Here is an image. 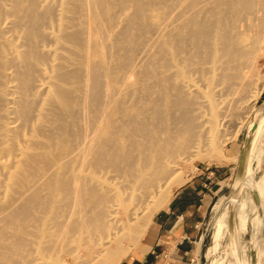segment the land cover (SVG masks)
I'll use <instances>...</instances> for the list:
<instances>
[{"label": "rangeland", "instance_id": "1", "mask_svg": "<svg viewBox=\"0 0 264 264\" xmlns=\"http://www.w3.org/2000/svg\"><path fill=\"white\" fill-rule=\"evenodd\" d=\"M4 1V2H3ZM19 1V5H17L16 4V2H17V0H15L14 1V4H13V7L12 6H9V5H12V3H10L9 2V0H1L0 1V5H3L4 7L2 8H0V24L2 25V24H5V23H7L6 25L7 26H10V27H7V29L5 30V33H3V35H4V37H6V38H8V39H10V43H12L11 45H16V44H19V45H16L15 47H17V46H20V47H17L16 49L17 50H19V51H21V52H25V50H28V52H29V54L28 55H32V54H38V52L40 51L41 52V54H40V56H45V55H47V54H49L50 56H45V58H41V60H40V62L38 63V62H35L33 65V67L38 71L39 70V73L37 72V71H35V72H33L35 69L32 67V65L30 66V65H28V63H26L27 61H28V59H25V60H23V57H21V56H18L17 57V55L19 54H17L16 55V58H15V55H13L14 56V58L15 59H13V56H11L10 54V56H7V57H9V60H10V62H9V64L7 65V68L5 69L6 71L5 72H7V73H5V74H1L0 73V84H5V85H2L1 87H3V86H5L6 88L4 89V90H6V91H4V90H2V92H0V94H2V97H1V95H0V102H2V100H3V98L4 97H6V98H10V99H8V101H6V102H2V103H0V104H5V105H3V106H5L6 108H4L2 105H0V107H3L4 108V110H1V109H3V108H0V111H3V113H4V116H6L7 117V119H5L6 117H4V116H2V115H0V118H2L1 119V121L3 120V118H4V122H9L10 124H11V122H12V124L10 125L11 127H12V125H13V127L12 128H10V126H9V128L10 129H14L13 131H12V135H8V137H7V139H8V142L11 144V146L12 147H14V149H13V151H11L8 155H10L11 154V156H12V158L11 157H8L7 156V154L4 156V157H2V160H8V161H10V162H12L14 159H17V158H19L20 156H19V151L17 150V149H20V148H22V147H17L18 145L19 146H23V148L22 149H26V148H31V150L32 151H35L36 152V154L38 153V154H46V153H48V154H46V156L48 155H51V156H47L50 160H51V163H49L48 165H46V166H44L43 165V163L40 161V160H38L37 161V163H34V164H31L32 162L31 161H29V159H28V157H25V159H24V156H22V160H24L25 161V163H26V165H25V169L27 170V169H29V172H28V170L26 171L25 169H24V171L25 172H23V174L22 175H20L19 176V178H21V179H18L17 180V182H16V184L14 183V182H10V183H8V182H0V201H2L3 202V200L4 201H6V202H1V204H0V207H2L3 206V204H5V205H7V206H9L8 204H6V203H8V201H7V199H10V198H13L15 195H19V194H17L18 192H17V190L18 191H20V187L22 186V188H25V184L27 183V182H29L28 184H26V188L25 189H22L21 190V192H20V195L21 196H18V197H20V198H22V199H19L21 202H26V203H22V204H18V203H20V201L19 200H17L18 198H13V200L14 201H16L17 200V205H14L13 204V202L11 201V200H9V202L12 204V205H14V206H12V207H14L15 209H11V206H9V207H6V206H4V207H2V208H0V220L2 219V217H3V212L4 213H6V214H4V215H7V217H8V220L9 219H14L17 223L15 224L14 222L15 221H13V223H14V225L12 224V229H8V227L7 226H9V224H6V222L7 221H4L7 217L5 216L4 218L5 219H3V220H1L0 221V240L1 241H4V240H8L7 241V243H6V241H4L6 244H4V242H0V244H2V245H0V246H3V247H0V248H2V249H0V251H3V250H5V251H3V252H7L8 250H13V252H15L16 251V254H19V255H13L12 254V252H7L6 254L5 253H1L0 252V255H4V256H6V257H3V260H4V262L2 261V262H0V263H2V264H4L5 263V261H6V263H8V264H11L12 262L14 263V264H16V262H18L19 264H21L20 262H21V260L24 262H22V264H32V262H35V263H33V264H94V263H97V262H99V261H104V260H106V261H104L105 263L104 264H109L110 262H111V264H120V261H121V259L123 258V257H125L126 255H128L129 253H132V252H135L138 248H140V247H143V245H144V241H145V236H146V232H147V229H148V226H149V224L151 223V220H152V217H153V215L165 204V202H166V200L168 199V197H169V195H170V193H171V191L174 189V188H176V186H178L180 183H182L183 181H185L191 174H193L195 171H197V170H200V169H212V168H214V167H218V169H219V174H218V176H217V178L219 179V183H220V185H221V190L217 193V195H215L213 198H212V201H211V203H210V205H209V208H208V210H207V214H206V219H205V222H204V224H203V228H204V230H203V238H202V250H201V254H202V256H201V264H230L231 263V257H230V254H229V252H228V250H227V248H228V244L229 245H233L234 244V236H233V234H231V233H229L228 231H226V229L223 227V226H219V222H220V220L222 219V217H223V215H224V212H225V206H224V201H225V198L227 197L228 198V195H227V193H225V191L226 190H229L230 189V185H231V180H232V177H233V172L232 171H234V168H233V164H234V166H235V164H236V162H237V154H238V152H237V150H238V145H240V143H241V140H242V137H243V135H244V132H245V129H246V127H247V125L250 123V120H249V116H250V113H251V111L254 109V107L263 99V97H264V10H260V9H264V7L260 4V3H256L255 5H254V8L253 9H255V10H253V9H249L251 12H250V15H251V13H253L250 17H249V15L247 16V18H245V21H246V19H247V23L244 21V18L242 19V17L245 15V17H246V15L247 14H249L248 13V9H245L244 8V10H248V11H244V13H243V9L241 8V11L239 12L238 11V7H239V9H240V7H242L240 4V6L238 5V2H237V4H235V1L234 0H224V1H227V2H225V4L226 5H223L224 3L222 2V0L220 1V0H217V1H213V3L211 2V0H174V1H176V2H178V3H174L173 2V0H167V1H169V2H167V3H165V0H163V1H161V0H157L158 2H159V7L158 8H160V9H158V8H156L155 9V11H157L158 13V16L159 15H161V13H165V15L164 16H160V17H164L163 18V25H161L162 27H165L166 25H168V24H170V22L169 21H172L171 22V24H173V22H175V19L177 18V19H179V20H177L180 24H183L182 22V20L184 19V21H187V22H184L185 24L183 25V26H178L179 24L178 23H176L177 25H175V23H174V25H173V27L175 26V27H177V28H179L180 29V27L181 28H184V29H180V31L181 32H177V33H172V32H174V31H172L171 32V30L173 29H175V30H177L176 28H170V27H166V28H164V29H162V30H165V29H167V28H169V30L167 29V30H165V31H161V33H155V31H154V29H155V27H153V26H156V24L160 21V18L159 19H157V18H151V20H148V22H150V24H151V32H150V34H149V32H147L146 34L147 35H149V36H147L146 38H145V40H148V39H150V38H148V37H151L152 36V38L154 37L153 36V34L155 33V34H157V35H162L161 37V39H165L166 40V38L167 37H169L168 38V40H166V41H164L165 43L167 42V43H169L168 45H170V46H168L167 45V43H166V49L167 48H169V47H171V48H169V49H172V50H168V51H166V49H165V51H166V53L165 54H167V53H169V54H167V55H164L165 57L163 58L162 56H163V54L164 53H161L160 55H159V51H162L161 50V48L159 47L158 48V46H160V45H158L157 43H159V42H163V40L161 41H158L159 39L158 38H160V36H157L156 37V35H155V38H157V39H155V40H152V39H150V40H152V41H150V40H148L147 41V43H146V45H148V42H150L149 44L150 45H152V46H150V45H148V46H146L145 44H143L145 41H143V42H139V40H141V39H139V40H135V41H133V43L134 44H132L133 46L132 47H134L133 48V50H136L138 47H135V46H139L138 45V43H142L141 45H145V46H141L142 48L141 49H143V50H141V49H137L136 51H138V50H140V51H138L139 53H137L136 54V51H134L135 52V54L137 55V59H139V56L141 55L143 58H141L142 60H144V61H142L141 59H139L137 62L139 63V65L140 64H143L146 60V64H143V65H141L143 68H145L146 66H147V68L148 69H153L154 70V72H155V75H153V73H152V71L151 72H147L145 69L143 70V68L142 67H138V63H137V67L141 70H139V69H137V76H136V73H134L135 75H132L131 73L132 72H129L130 74H131V76H130V81H129V91L126 89V86L125 85H127V84H123L122 83V85L120 84V82L118 81L119 79H120V77H121V75H123V73H125V72H122L121 73V71H124V69H121V71H120V69H118L117 71H119V73L117 74L116 72V74H114V76H115V79H117L119 76V79H117V81H115V85H116V87L119 89V91H120V89H122V88H125V89H122L123 91H121V93H120V95H122V92H123V95L124 96H126V97H124V96H122L120 99H124V98H126L124 101L122 100V102H124L125 103V101L127 102L126 104H124V103H122V105H121V107H120V110H121V108L122 107H125L126 106V110L125 111H128V112H130L131 113V115H128V114H130V113H122V114H120L121 112H119V114L121 115V117H123L124 116V118H122V120L123 119H126V120H129L128 122H130V123H132L131 125H133L134 124V122H137L136 123V127H135V125H133L134 127H132V126H130V124L127 126L126 124H124L125 122L126 123H128L127 121H123L122 122V120L120 121H118L117 122V125H120L121 123H123V124H121L120 125V127L119 126H117L118 128H119V130H116V131H118V133L120 134V133H122V136H123V133H124V131H127V130H125V128L127 127H132V128H137V130L140 132V133H136V132H138V131H136V129H128V131H127V133L125 132V134H124V137H126V135H127V137L124 139V137L123 138H119V140L121 141V145L122 146H124V148L123 147H120V151H119V153L118 154H116V156H118L120 153V155L118 156V157H121V158H116V160H118L119 161V164H117L118 162H116L115 164L113 163L114 161H116L115 159H114V157L113 156H111V155H108L107 156V160L105 159V160H103V161H101L100 163H97V165L98 166H95L96 164H95V158H94V146H96L95 144H96V141L95 140H92V137H93V133H91V131H93V130H91L92 129V127H94L93 129L94 130H96L95 128L99 125V122H100V118H99V110L103 107V105H105L106 103H105V97H101L100 99H99V101H98V103H100V104H98V105H96L94 102H93V104H95V105H93L92 107H95V109L97 108V110H94V108H90L88 111H89V113H87L86 114V111L87 110H85V112H84V115H86L85 117H76V116H79L80 114H82V110L80 109V108H82V105H81V103H80V98L83 96L84 97V95L86 94V89H84L86 86V76L88 75L87 73L89 72L88 70H89V68H88V66H86L85 64L84 65H81L80 67H81V69L83 70V73H85L84 75H86V76H84L83 75V82H84V85H82L81 84V82L79 83V84H75L74 83V85L76 86V85H79V86H82V88L81 87H77L78 89H80V90H78V91H76L75 92V96L76 97H79L78 99L79 100H77V98L75 97V100H73L72 102V106L76 109L77 107L76 106H79L77 109H76V113H78L77 111H79V112H81V113H78L79 115H77L76 113H75V110H74V108L72 107L71 109H72V111L71 112H73V113H66L67 114V118H66V114L65 113H62V112H60V111H58V109L59 108H57V106H55V105H57V104H55L52 100L50 101V99H48L49 98V96L47 95V94H49L50 95V92H49V90L50 89H48L49 88V84H47V82L48 81H46V82H44L45 80H47L45 77H44V75H43V73L45 72L44 70H47L48 68H49V65L50 64H56V62H54V61H57V63L58 64H60V66H57V68L55 67V70L56 69H61L60 67H61V64H62V66L65 64V61H68V62H66V67L64 66V67H62L65 71H62L63 69H61V71L62 72H66L67 70H71V68L73 69H75L76 67H77V65L76 64H73L71 61V63H72V65H68V64H70L69 63V60H67V59H64V57L63 58H56V59H59V62H61L60 60H62L63 59V62H61V63H59L58 62V60H56V59H54L55 57L54 56H51V54L50 53H48V52H50V51H52V50H54V48H55V46H54V43L53 42H48V41H45V39H47V36L45 35V38L44 37H41L42 36V34H47V32H49V31H51V25L50 24H53V22H54V19H56V17H57V14L58 13H60V11H61V9L59 8V6H58V4L55 2V1H53V0H38L37 2H39V3H37V2H34V3H37V4H34L33 6H35V7H33V8H36L35 10L33 9V8H29V6L28 5H30L29 4V0H18ZM34 1H36V0H34ZM41 1H43V4H41L42 2ZM52 1V2H51ZM121 2L122 0H114L113 2L114 3H112L113 5H119V4H117L118 2ZM136 1V0H135ZM134 1V2H135ZM140 1H143L144 2V0H140ZM145 1H148V0H145ZM237 1V0H236ZM27 2H28V4H27ZM45 2V3H44ZM116 2V3H115ZM119 2V3H120ZM126 2V1H122V4L123 5H125L127 2V4L126 5H130L131 6V4L133 3L132 2V0L130 1H128L127 0V2L124 4V3ZM164 2V3H163ZM205 2V3H204ZM214 2H217V3H214ZM223 4H222V3ZM230 2H232V5H234V6H232V5H229L230 4ZM51 6V5H54L55 6V8H54V6H52V7H50V6H48V4ZM145 3V2H144ZM192 3V4H191ZM200 3H201V6H200ZM228 3V4H227ZM234 3V4H233ZM7 4H9V5H7ZM39 4V6H41V7H38V6H36V5H38ZM122 4H120L121 6H122ZM167 4V5H166ZM190 5V9H189V5ZM204 4V5H203ZM220 4H222L221 6H220ZM46 5H47V7H46ZM57 5V6H56ZM164 5H166V6H164ZM183 5V7H181ZM188 5V8H186V7H184V6H187ZM195 5V6H194ZM198 5V6H197ZM17 6H19V7H17ZM25 6V7H24ZM121 6H119L120 8H121ZM175 6H177V7H175ZM180 6V7H179ZM17 7V8H16ZM111 7H112V9H111ZM164 8V12H162L161 10ZM166 7V8H165ZM202 8V9H199V8ZM212 7V8H211ZM231 7L233 8V9H231ZM263 7V8H262ZM27 8V9H26ZM37 8H39V9H37ZM45 8H47V10L45 9ZM55 9V11L56 12H51V9ZM107 8H110L109 10H108V14H110L112 11H114V9L116 10V9H118V7L117 6H112V5H109V7H107ZM146 8H148V6L146 5ZM198 8V9H197ZM206 8H207V10H206ZM215 8H218V9H215ZM16 11H15V10ZM30 9H32V10H30ZM42 9V10H41ZM182 9H184V10H182ZM187 9H189V10H187ZM210 9V10H209ZM224 9V10H223ZM19 10H21V11H19ZM23 10V11H22ZM40 10V11H39ZM50 10V11H49ZM161 11V13L159 12V11ZM167 10H169V12H173V14H175V15H173V14H170V13H168V15L170 14V15H172V16H168L166 13L168 12ZM186 10V11H185ZM196 10V11H195ZM206 10V11H205ZM217 10H221L220 12H222L223 13V15L225 14L226 15V12L224 13V11H227V16H226V18H228V19H224V17H225V15L223 16L221 13L219 14L218 12H217ZM232 10V12L230 13V11ZM237 10V12H239V14L238 13H234V11H236ZM253 10V11H252ZM25 11V13H23ZM26 11H28V12H26ZM33 11H35V12H37L38 14H42V13H44L45 11H49L50 13H52V14H54V15H50V13L48 12H46L49 16H50V18L49 19H47V17H49L48 15H46V14H42V15H44V21H46V23H44L43 24V26L41 27V28H45L44 26H46V28H47V31L45 30L44 31V29H42V30H40V36H38V34H32L31 32H33L36 28H38L37 26H36V22H34V21H27V20H30V19H32V18H34V20L35 21H37V18H38V14L37 13H35V12H33ZM40 13H39V12ZM59 11V12H58ZM63 12L64 11H66V13L64 12H62L63 13V15H65V16H67V15H71V16H74V15H77L79 18H84V15H83V13L81 14V15H83V16H81V15H79L80 13H81V11H79V13H78V11H76L75 13L76 14H74V13H72V12H70L69 10H68V12H67V10L66 9H64V10H62ZM109 11H111L110 13H109ZM165 11H167V12H165ZM191 11H192V13H191ZM193 11H195L194 13H193ZM206 13H205V12ZM263 11V12H262ZM3 12H5V13H3ZM22 12V13H21ZM150 12V11H149ZM203 12V13H202ZM208 12H212V14L213 15H209V13ZM3 13V14H2ZM10 13H11V15H10ZM18 13H20V14H18ZM31 13H33V14H31ZM70 13V14H69ZM114 13H116L117 14V12H113L112 14H110V15H108V16H110L109 18L110 19H114ZM156 13V12H155ZM160 13V14H159ZM216 13H218V14H216ZM228 13H230L229 15H228ZM241 13H243V15L241 14ZM24 15V14H26L25 16H22V15ZM35 15V16H28V15ZM56 14V15H55ZM178 14V16H176ZM197 16H196V15ZM200 14H202V15H200ZM215 14H216V16H215ZM238 14V15H237ZM17 15V16H16ZM20 15V16H19ZM46 15V16H45ZM113 15V16H112ZM196 16V18H198V19H195V17H193V16ZM211 16L212 17V20H216L217 22H220L221 21V19L223 20V23H221V24H215V27L217 26L218 27V29H216L215 31H219L218 32V34H220V33H222V31H224V33H227L228 35H230L231 37H229L230 39H232V40H234V41H231L230 40V45H231V47H232V49L235 51L233 54H235V55H227L226 54V51H225V49H221V47L222 46H220V48L217 46L216 47V49H214L215 47L213 46L214 44V42L211 40V43L213 44V45H210L211 46V48H210V46H208L209 44H210V42L209 43H207V44H205V46L207 45L209 48H210V50L209 49H207V50H204V47L205 46H203L204 44H201L200 46H201V48H199V45L198 44H196L195 42V40H190L191 38L190 37H192L191 36V32H192V30L193 29H195L196 27H197V23H199V22H202V20H204L203 18H205V20H207V18H209V17H207V16ZM221 16V19H219L220 18V16ZM242 15V16H241ZM27 16V17H26ZM53 16V17H52ZM55 16V17H54ZM176 17V18H174V20H171L173 17ZM185 16V17H184ZM200 16V17H199ZM215 17V19H214V17ZM223 16V17H222ZM230 16V17H229ZM236 16H239V17H237L236 18V20L234 19ZM17 19H16V18ZM24 17V18H23ZM32 17V18H31ZM37 17V18H36ZM70 17V16H69ZM166 17H167V19H166ZM170 19H169V18ZM201 17H203V18H201ZM207 17V18H206ZM218 17V18H217ZM234 17V18H233ZM252 17V18H251ZM8 18V19H7ZM13 18V19H12ZM19 18V19H18ZM21 18H23V19H25L26 18V20L25 21H27L26 22V24H25V21L23 22V20H20ZM29 18V19H28ZM71 19H74V18H77V17H70ZM79 18H77L76 20H80ZM17 20V21H14V20ZM66 19H69V18H65L64 20L65 21H68V22H64V24H66V26H67V24L69 23V22H75V23H77V24H70L69 23V27H70V25H73L74 27H80L81 26V23H79L80 25H78V22H82L83 23V19H81L80 21H74V20H66ZM152 19H154V20H152ZM164 19H166V20H168V21H166V20H164ZM182 19V20H181ZM194 19H195V21H194ZM199 19H202V20H200L199 21ZM210 19V18H209ZM232 19V20H231ZM9 22H8V21ZM33 20V19H32ZM83 20V21H82ZM204 20V21H205ZM230 20V21H229ZM14 21V22H13ZM21 21H22V23H21ZM48 21H50V22H48ZM176 21V22H177ZM198 21V22H197ZM232 21V22H231ZM238 21H240V22H238ZM241 21H243L244 22V24H243V22H241ZM248 21H250L249 23H248ZM2 22H5V23H2ZM17 22V23H16ZM34 22V23H33ZM165 22H167V23H165ZM196 22V23H195ZM216 22V23H217ZM224 22H225V26L223 27V28H221V26H223L224 25ZM236 22L238 23V25L236 24ZM11 23V24H10ZM16 23V24H15ZM21 23V25H17V24H20ZM31 23H33V24H31ZM122 23V22H121ZM121 23H119L117 26H116V28H115V32L118 30V29H120V26L122 27L123 25H121ZM155 23V24H154ZM13 24H15L16 26H14ZM46 24H49V25H46ZM123 24V23H122ZM170 24V26H172ZM188 24H190V25H188ZM227 24V25H226ZM241 24H242V26H241ZM11 25H13V26H11ZM29 25V26H28ZM153 25V26H152ZM165 25V26H164ZM232 25V26H231ZM20 28H22V29H20ZM25 26H27L28 28H30V31H29V33L31 34H29V33H27L28 34V36L26 35V32L24 31V30H29L27 27L25 28ZM30 26H32V28L34 29H31V27ZM51 26V27H50ZM184 26H187V27H189V30H188V32L186 31L187 30V28L186 27H184ZM229 28H228V27ZM241 26V27H240ZM219 27H220V29H219ZM233 27H236L235 29H233ZM239 27H240V30H241V28H242V30L240 31L241 32V35H239L240 34V32L238 31L239 30ZM17 28V29H16ZM45 28V29H46ZM68 28V27H67ZM154 28V29H153ZM186 28V29H185ZM224 28H226V29H230V30H228V31H226L225 32V30H223ZM238 28V30H236ZM243 28H245V29H243ZM40 29V28H39ZM70 29L71 30H74L75 28H72V27H70ZM70 29H67L66 31H68V32H70L69 30ZM11 30H12V32H11ZM15 30H17V32L15 31ZM18 30H19V33L20 34H18ZM121 30V29H120ZM182 30H184V32L185 33H183V31ZM220 30H222V31H220ZM236 30V31H235ZM9 31V32H8ZM42 31V32H41ZM170 31V33L171 34H169L168 32ZM152 32H154L153 34H152ZM232 33V34H229V33ZM165 33H167V37L164 35ZM179 33V34H178ZM237 33V34H236ZM9 34V35H8ZM12 34H14V35H12ZM21 34H22V36H21ZM152 34V35H151ZM176 34H178V35H180V36H182V37H184L183 39L182 38H180V36H176ZM182 34V35H181ZM216 34H217V32H216ZM24 35V36H23ZM25 35L27 36V39H25L24 37H25ZM169 35H173L172 37H179V38H175L176 40V42H173L174 40L172 39V37L171 36H169ZM190 35V36H189ZM14 36V37H13ZM20 36V38L19 39H17L18 37ZM187 36H189V37H187ZM171 37V38H170ZM235 37V38H234ZM237 37V38H236ZM238 37H240V38H238ZM43 38V39H42ZM49 38V37H48ZM188 38V40H190V41H192V42H189L188 43V41L186 42V39ZM190 38V39H189ZM20 39H21V42H22V44H24L23 46H21L20 45ZM138 39V38H137ZM169 39H171L172 40V44H170V42H171V40H170V42H168L169 41ZM180 40V41H182L183 40V42H184V40H185V42L187 43H182V44H179L178 43V40ZM25 40H26V42L27 41H32L33 40V43H29V42H27V43H25ZM43 40V41H42ZM47 40H51V39H47ZM157 40V41H156ZM12 41V42H11ZM15 41V42H14ZM142 41V40H141ZM153 41H155L154 43H152ZM45 42H48V43H45ZM137 42V43H136ZM233 42L236 44V46H234L235 44H233ZM29 43V44H28ZM53 43V44H52ZM175 43V44H174ZM181 43V42H180ZM191 43H194V45H192ZM32 44V45H31ZM37 44H38V46H37ZM44 44V45H43ZM156 45V46H154V45ZM29 45H31V46H29ZM34 45H35V47L36 48H38L39 46V48H38V51L37 50H35L36 48L34 47ZM175 45H177L178 47H180V46H184L185 48H183L182 49V47L181 48H177V50H176V47H175ZM172 46L174 47V50L175 51H173V48H172ZM26 47H28V49L26 48ZM145 49H144V48ZM151 48V49H153V51H154V49H156V51H154V52H151V50L149 49V48ZM154 47V48H153ZM192 47H194V48H192ZM237 47V48H236ZM32 48V49H31ZM206 48V47H205ZM214 49V53H213V49ZM31 49V50H30ZM147 49H149L148 50V53H151V54H149V56L150 57H152V59L151 60H153V58L155 59V61H160L158 64H156V65H154V62L152 63L151 61V63H148V60H149V56H147L148 55V53H145L146 52V50ZM212 49V50H211ZM217 49H221V51L222 50H224L222 53H225V54H221V51H218ZM236 49H238V50H236ZM32 50H34V51H32ZM158 50V51H157ZM191 50V51H190ZM196 50V51H195ZM209 50V51H208ZM18 51V52H19ZM36 51V53H33V52H35ZM65 51V50H64ZM64 51H62V53H64V54H66ZM144 53H143V52ZM164 51V50H163ZM162 51V52H163ZM186 51V52H185ZM204 51H206V53L207 52H209L210 54L209 55H207L206 53H205V55H203V54H201V53H203ZM219 53H218V52ZM39 52V53H40ZM44 52H46L47 54H45V55H43L44 54ZM155 52H157V53H155ZM159 52V53H158ZM172 52H178L176 55H181V56H185V58H186V56L187 57H189V58H191L192 59V57L194 58L193 60H191V59H189V62H190V60L191 61H194V63L193 62H190V63H192V65L190 64L189 65V63H188V65H185V66H183L184 65V63H186L187 64V62H188V58L187 59H185V60H181V62H183V61H185V62H183V64H182V71L185 73V71H187V73L185 74V75H187L189 72V74L187 75V76H185V78H184V73L182 72V73H180V74H177L178 72H180V70H178V68L176 69V65H174L175 64V61H176V59L174 60L173 58L174 57H177V56H175V55H173V57H171L172 56ZM181 52H185V54L186 53H189V54H182ZM239 52V53H238ZM27 53V52H26ZM43 53V54H42ZM141 53V54H140ZM147 54V55H143V54ZM195 53V54H194ZM140 54V55H139ZM191 54V55H190ZM212 54H214V55H212ZM221 54V55H220ZM139 55V56H138ZM156 55H158V56H156ZM169 55V56H168ZM199 55V56H198ZM3 56V55H2ZM195 56V57H194ZM206 56V58H204ZM210 56H212V57H218L217 58V60H213V59H216V58H213L212 59V57L210 58ZM19 57H21V58H19ZM29 58L31 57V56H28ZM148 57V59H146V58ZM166 57H168V58H166ZM49 58V59H48ZM160 59V60H158V59ZM165 58L167 59V61L165 60ZM173 60V62H171V59ZM180 56H178V60L177 61H180ZM182 59H184L183 57H181ZM201 59V60H198V59ZM1 60L3 59V58H0ZM47 63L48 62V64H46L43 60ZM47 59V60H46ZM204 59V60H203ZM214 61H212V60ZM16 60V62L17 63H20L21 62V64H26V66L25 65H21V66H19L20 64H17L16 62H14ZM18 60H23V61H18ZM75 60H77V59H74L73 61H75ZM163 60H165V61H163ZM169 60V61H168ZM197 60V61H196ZM25 61V62H24ZM139 61H141V62H139ZM162 61V62H161ZM195 61L197 62V64H198V66H197V64H195ZM198 61H200L199 63H201V64H199L198 63ZM212 61V62H211ZM1 62V61H0ZM76 62V61H75ZM143 62V63H142ZM173 63V65L172 64H170V65H172V67H175V70L174 69H169L170 68V66H167V69H165V70H167V72H164V74H160L159 73V70H161L160 72L162 73V70H164L163 69V67L164 68H166L165 67V65L166 64H164V63ZM205 62H207L206 64H204ZM211 62V64H208V63H210ZM10 63H11V67H8L9 65H10ZM177 64H178V62H176ZM148 64H153V65H148ZM162 64H164V65H162ZM12 65H14V66H12ZM28 65V66H27ZM144 65H146V66H144ZM160 66V67H158V66ZM169 65V64H168ZM181 65V64H180ZM197 66V67H191V66ZM201 65H203V66H201ZM16 66H18L19 67V69H15V68H17ZM24 66V67H23ZM29 66H30V68H29ZM44 66V67H43ZM47 66V67H46ZM152 66V67H151ZM161 66H163V67H161ZM205 66H207V67H205ZM209 66H211V67H209ZM23 67V68H22ZM26 67V68H25ZM70 67V68H69ZM155 67V68H154ZM177 67H179V66H177ZM185 67V68H184ZM202 69L203 68V70L204 71H202L201 72V70L199 69ZM209 67V68H208ZM9 68V69H8ZM25 68V69H24ZM30 69V70H27V69ZM38 68V69H37ZM41 70H40V69ZM44 68H47V69H44ZM146 68V69H147ZM157 68H159V70L157 69ZM162 68V69H161ZM183 68L184 69H186V70H183ZM199 70H198V69ZM208 69V70H211V71H209V72H206V71H208V70H205V69ZM20 69H22V70H27V71H25V72H21V70ZM32 69H33V71H32ZM180 69H181V66H180ZM193 69V70H192ZM195 69V70H194ZM9 70V71H8ZM16 70H18V71H20L22 74H20V72H18V73H16L17 71ZM127 70V69H126ZM158 70V71H157ZM164 70V71H165ZM168 70H171V71H169L168 72ZM176 71L175 73L174 72H172V71ZM196 70H198V71H196ZM48 71V70H47ZM86 71V72H85ZM145 71V72H144ZM149 71V70H148ZM1 72V71H0ZM29 72H33V74H34V77L33 78H31L32 77V75L31 74H27V73H29ZM59 72H60V70H59ZM173 73V75L172 76H170V74H172ZM199 72V73H198ZM23 73H26L27 75H23ZM38 73V74H37ZM41 73V76H39V74ZM143 73H146L145 74V76L143 75ZM147 73L149 74L148 76H146L147 75ZM167 73V74H166ZM12 74V75H11ZM18 75L19 77H21L22 75L24 76L23 77V80H24V78H25V81H23L22 80V82H25V83H23L22 84V86L24 87V89H22L21 87H19V85H18V80L15 78V77H17L16 75ZM161 76H160V75ZM182 74V76H180V77H178V75H181ZM193 74V75H192ZM2 75H4V76H2ZM35 75H36V77H35ZM116 75L118 76L117 78H116ZM169 75V76H168ZM176 75V77L174 78V76ZM26 76V77H25ZM134 76H136V78L134 77ZM152 76V77H151ZM163 76L164 77H167L166 78V81H159L160 80V78L162 79V80H164V78H163ZM2 77V78H1ZM3 77H5V78H3ZM11 77H13V78H11ZM43 77V78H42ZM151 77V78H150ZM154 77H159L158 79H154ZM169 77H171V78H173V80H169V79H171V78H169ZM187 77H190V78H188L187 79ZM18 78V77H17ZM34 78H36L37 79V81H36V79L34 80ZM132 78H134L136 81H134ZM153 78V79H152ZM5 79V81L3 82V80ZM21 79H22V77H21ZM26 79H31V80H34L33 81V83H32V81H29V80H26ZM150 80V82L148 81V80ZM175 79V80H174ZM182 81H181V80ZM80 80V81H81ZM155 80V81H154ZM178 80V81H177ZM27 81H29V82H27ZM138 81V82H137ZM144 81H146V82H144ZM155 83H154V82ZM169 81H172V82H174L173 84H172V82H169ZM176 81V82H175ZM181 81V82H180ZM2 82V83H1ZM31 83V84H29V85H32V87L34 86L35 88L34 89H30V88H27V87H29V85L27 84V83ZM34 82H35V84H34ZM44 83V84H42V83ZM116 82H117V84H116ZM119 82V83H118ZM160 82H162L163 83V85H161V83ZM179 82V83H178ZM183 82V83H182ZM186 82V83H185ZM39 83V84H38ZM46 83V84H45ZM145 83H147V86H152L151 84L152 83H154L155 84V86H152L153 88H149V89H147V86H146V84ZM149 83V84H148ZM190 83V84H189ZM39 85V87L38 86H35V85ZM81 84V85H80ZM141 85V87L140 86H136L137 87V89H136V87H132V86H134V85ZM164 84H165V86H164ZM167 84H169V85H167ZM179 84H181V85H183V86H178ZM25 85V86H24ZM45 85H47V86H45ZM119 85V86H118ZM132 85V86H131ZM171 85H174V86H171ZM190 85V86H189ZM10 86H12V87H10ZM14 86V87H13ZM17 86H18V88H17ZM85 86V87H84ZM131 86V87H130ZM149 86V87H150ZM163 86V88H161L160 89V87H162ZM167 86V87H166ZM186 86V87H185ZM119 87H121V88H119ZM190 87V88H189ZM4 88V87H3ZM47 88V89H46ZM167 88V89H166ZM172 89V91H173V93H172V91L170 90V89ZM189 88V89H188ZM1 89L2 88H0V91H1ZM26 89H30V91H28V92H26L27 90ZM40 89V90H39ZM43 89H45L44 91H43ZM82 89H84V90H82ZM140 89H142V90H140ZM152 89H156V90H152ZM187 89V91H185V90ZM19 90H21L20 92H19ZM125 90V91H124ZM133 90H136L135 91V93L133 92ZM160 90H162L163 92H166L165 94H163ZM165 90V91H164ZM170 90V91H169ZM175 90H176V92H175ZM38 91V92H37ZM130 91L131 92H133L132 94H129L130 93ZM142 91V92H141ZM153 91H156L155 93H157V94H155ZM182 93H181V92ZM19 92V93H18ZM21 92H23V93H26V94H24V95H22V94H20ZM29 92L32 94H30V96L29 95H27V94H29ZM43 92V93H42ZM80 92V93H79ZM138 92V93H137ZM144 92H145V94H144ZM149 93V95H147L148 93ZM160 94H159V93ZM169 94H168V93ZM180 92V93H179ZM40 93L42 94V95H40ZM81 93L83 94V95H81ZM144 95H146V96H148V97H146V96H143V94ZM162 93V94H161ZM171 93V94H170ZM186 93V94H185ZM8 96H7V95ZM18 94V95H17ZM33 94H35V95H33ZM77 94H80V95H77ZM128 94L129 95H132V99H133V101L134 100H136L137 101V104H136V101H134L133 103H131V98H129V99H127V96H128ZM152 94H155V96L154 95H152ZM179 94V95H178ZM11 95V96H10ZM21 97H20V96ZM134 95H137L136 97L134 96ZM140 95V96H139ZM161 95H166L165 97L164 96H161ZM175 95H177L178 97H176ZM183 95V97L184 98H182V97H179V96H182ZM12 96H14V97H12ZM48 96V97H47ZM51 96V95H50ZM150 96H152L151 98H149ZM159 96V97H158ZM186 96V97H185ZM193 96H195V97H193ZM16 97V98H15ZM83 97L81 98V99H83ZM118 97H120V96H118ZM133 97H135V98H133ZM143 97H145V99L148 101V102H150V103H148L146 100H144V99H142ZM160 97H164V98H160ZM168 97V98H167ZM170 97V98H169ZM172 97V98H171ZM21 98H24V99H26V98H28V100L31 98H33V100L35 101H33V100H31V102L32 103H27V102H29V101H25L24 99H21ZM36 98V99H35ZM51 99H52V97H50ZM105 98V99H104ZM157 98V99H156ZM173 98H174V100H173ZM179 98H181L180 100H179ZM192 98V99H191ZM46 99L48 100V102L46 101ZM151 99V100H150ZM156 99V100H155ZM177 99V100H176ZM185 101H184V100ZM187 99V100H186ZM191 99V100H190ZM19 100H21V101H19ZM22 100H24L25 102H22ZM27 100V99H26ZM39 100V101H38ZM169 100V101H168ZM4 101V100H3ZM11 101V102H10ZM38 101V102H37ZM43 101H45V102H43ZM79 101V102H78ZM102 101V102H101ZM138 101H140L141 103H139ZM146 101V103H144ZM157 101V104L155 103V102ZM160 101V102H159ZM161 101H162V103L163 104H161ZM165 101V102H164ZM188 101V102H187ZM21 102V103H20ZM46 103V105H44L43 103ZM52 102H53V104H55L54 106L56 107V109H48V110H46L47 108H49V106H51L50 108H54V106H52L53 104H52ZM178 102H179V104L180 105H178ZM185 102H186V105H185ZM191 102V103H190ZM9 103H11L10 105H9ZM14 103V104H13ZM18 103V104H17ZM20 103V104H19ZM22 103H24V104H22ZM34 103L36 104V103H38V105L37 106H35V107H32V106H34ZM129 103L131 104V105H129ZM148 103V105H146ZM155 103V104H154ZM159 103L161 104V106L159 105ZM164 103L165 104H167V105H164ZM168 103H170V104H168ZM182 103H183V105H182ZM16 104V105H15ZM25 104H28L29 105V107H31V109H36V110H31L30 108H27L28 107V105H25ZM75 104H80V105H75ZM102 104V105H101ZM128 104V105H127ZM134 104H136V105H134ZM138 104H140V105H143L141 108H140V105H138ZM176 104V105H175ZM9 105V106H8ZM23 106L25 109H26V111L28 112V117H27V119L26 120H24L17 112H15V110H17L18 109V107L19 106ZM32 105V106H31ZM101 105V106H100ZM125 105V106H124ZM139 106V108H137L138 109V111H139V113H140V115H136L135 113H138L137 112V109H136V107H138ZM144 105H146L145 107H144ZM159 105V106H158ZM178 105V106H177ZM133 106V108H134V106H136L135 107V109H133V108H131ZM155 106V107H154ZM185 107V108H187V109H183L182 107ZM9 107V108H8ZM44 107V108H43ZM100 107V108H99ZM147 107H149L150 109H146ZM158 107H160V108H158ZM167 109H166V108ZM170 109H169V108ZM43 108V109H42ZM99 108V109H98ZM145 108V109H144ZM157 108V109H156ZM163 108H164V110H163ZM181 108V110H179ZM15 109V110H14ZM123 109H125V108H122V110ZM128 109H130V110H136V111H130V110H128ZM148 110L147 111V114H144V113H146L145 111H143V110ZM13 110V111H12ZM41 110H44V111H41ZM51 110H53V111H51ZM54 110H56V111H54ZM142 112H141V111ZM161 110V111H160ZM182 110H187L188 112H185V111H182ZM41 111V112H40ZM48 111V113H45V112H47ZM50 111V112H49ZM87 111V112H88ZM91 111V112H90ZM52 112H58L57 114H53ZM92 112H94V113H92ZM133 112H135V113H133ZM158 112H162L163 113V122H162V124H160V122H159V120H158V118H157V113ZM2 112H0V114H3ZM16 113V114H15ZM39 113L40 114H42V113H44V114H42L41 115V117H39L40 115H39ZM60 113H61V115H60ZM141 113H143V114H141ZM166 113H168V115L171 117V115H175V116H173L174 118H176V116H183V117H186L187 119H189L192 123H193V128H192V130H191V132H189V131H185V130H187V129H182V127L184 128H186V126H185V120H184V118L182 119V117H178V118H181L180 120H184V122H181V121H175L176 119H172V118H169L168 117V115L165 114ZM170 113V114H169ZM188 113H189V115H188ZM8 114V115H7ZM10 114H12V115H10ZM45 114H47V115H45ZM72 114V115H71ZM74 114H76V116L74 115ZM118 114V115H119ZM132 114H134V115H136V118H135V116L134 115H132ZM187 114V115H186ZM214 114V115H213ZM216 114V115H215ZM17 115H19L18 117H15V116ZM50 115H51V117H50ZM62 115H65V117H64V119L65 120H63L62 121ZM87 115L89 116V117H87ZM92 115H94L95 117L93 118V116ZM142 115H145V117L146 116H148V117H146V119L147 118H149V117H154V118H151V119H155V121L157 120V126L155 125V121H153L152 120V122L150 121V120H148L147 119V121L148 122H146L145 120H143V119H145ZM152 115V116H151ZM185 115V116H184ZM197 116V117H194V116ZM11 116V117H10ZM75 116V117H74ZM128 117V118H126V117ZM129 116H130V118H129ZM213 116H215L216 118H214ZM9 117V118H8ZM42 117H46V119H49V120H46V119H40V118H42ZM48 117H50L51 118V121H50V118H48ZM54 117L56 118H60V117H62L61 118V121H60V119H55L54 121H53V119H54ZM98 117V118H97ZM138 117L140 118L141 117V119L143 120V122H146L148 125H149V123L150 124H154L153 126V128H155V130L152 128V125H151V128L152 129H149V131H151L150 133L151 134H149V135H146V134H143L142 133V130H140L139 129V127H138V121L137 120H132V119H138ZM143 117V118H142ZM223 117V118H222ZM11 118V119H10ZM14 118V119H13ZM69 118H72V120L74 119V118H76V119H74V120H76V121H72L71 119H69ZM95 118L97 119L96 121H95ZM40 119V120H39ZM66 119L68 120L66 123H61V122H65L66 121ZM87 119H90V120H94L93 122H97V123H93L92 121H89V122H87V124H86V122H85V120L86 121H88ZM150 119V118H149ZM165 119H166V121H165ZM198 119V120H197ZM211 119H214V120H211ZM218 119V120H217ZM6 120H8V121H6ZM9 120H11V121H9ZM21 120H24V122L22 121L21 122ZM44 120H46V121H48V122H50L49 123V125L51 126V127H49V125L47 124L48 122H46V121H44ZM70 120V121H69ZM131 120V121H130ZM138 120H140V119H138ZM141 120V121H142ZM177 120H179V119H177ZM217 120V121H216ZM41 121V122H40ZM42 121H44V122H42ZM55 121H57V122H60V125H55ZM72 121V122H71ZM80 121H81V123H84V125H86L87 127H89L88 129L89 130H85V129H87L85 126H81V125H83V124H80L79 125V123H80ZM109 120H104V125L106 124V126H108L107 124H109V122H108ZM3 122V123H4ZM69 122H71V124H69ZM73 122H75V123H73ZM76 122H77V124L78 125H74V124H76ZM140 122V121H139ZM0 123H2V122H0ZM9 123H5L7 126H8V124ZM22 123H24V124H22ZM47 124V126L49 127H44L43 126V124L44 125H46ZM54 123V124H53ZM90 125H89V124ZM91 123H93V124H95L94 126H92L93 124H91ZM119 123V124H118ZM182 123H183V125H182ZM215 123V124H214ZM17 124H19V125H21V126H24V127H22L21 128V132H20V134H21V137L19 138V136H20V134L19 135H17V130L18 131H20V127L19 126H17ZM57 124H59V123H57ZM73 124V125H72ZM197 124H199V125H197ZM200 124H201V126H200ZM213 124V125H212ZM216 124H218V127H217V125ZM35 125V126H34ZM40 125V126H39ZM52 125H55V126H52ZM62 125H64V126H62ZM70 125V126H69ZM122 125H126V127H123V129L121 128L122 127ZM182 125V126H181ZM204 125H206L205 127H203ZM216 125V126H215ZM38 126V127H37ZM67 126H69V127H71V126H74V127H71V128H69V127H67ZM76 126V127H75ZM81 126V127H80ZM90 126H92V127H90ZM172 126V127H171ZM213 126V127H212ZM16 127H18V128H16ZM35 127V128H34ZM44 127V128H43ZM53 127H55V128H53ZM65 127V128H64ZM77 127H79V128H77ZM170 127V128H169ZM213 128V135H216V137L218 138V141H217V143L214 145L213 143H212V141H209V140H211V136H209L210 138H208V131H209V128ZM16 128V129H15ZM30 129V130H28V129ZM45 128H48V129H45ZM54 129L55 131H52V130H50V131H52V132H50L49 131V129ZM71 130V132H73V133H75L76 135H78V134H80V133H82V132H76V130L77 131H81L82 129H84V130H82L83 132H85L86 133V137L85 136H82V134H80V137H79V135L78 136H74V135H72L73 133H71V134H66V133H69L70 132V130ZM91 128V129H90ZM117 128V129H118ZM126 128V129H127ZM160 128V129H159ZM167 128V129H166ZM178 128V129H177ZM180 128V129H179ZM211 128V129H212ZM219 128V129H218ZM68 129V130H67ZM75 129V130H74ZM169 129V130H168ZM200 129V130H199ZM216 129V130H215ZM28 130V131H27ZM45 130V131H44ZM48 130V131H47ZM131 130H134V131H130ZM154 130V131H153ZM177 131V130H180L181 132L180 133H176V132H174V131ZM193 130H196L197 132H195V131H193ZM155 131H157V133H159V135H160V137H159V135H157V133H156V137L155 138H153V136H154V132ZM165 131H166V133H165ZM0 132H3V131H1L0 130ZM47 132H50V134H48ZM87 132H88V134H87ZM94 133H95V131H93ZM128 132H130L132 135H136V134H141V135H144L143 136V140H146V138H147V141H144V144L146 145V146H143L144 144L143 143H141L142 142V137L139 135L138 137H136V136H133V138H131L132 137V135H129L130 133H128ZM132 132H135L136 134H134V133H132ZM177 132H179V131H177ZM14 133H16V134H14ZM28 133V134H27ZM38 133V134H37ZM47 133V134H46ZM55 133V134H54ZM117 133V132H116ZM117 133V135H116V137H118V134ZM167 133H168V136H166L167 135ZM189 133V134H188ZM193 133V134H192ZM205 133V134H204ZM44 134H46V135H49V137L51 138H48V137H46V135H44ZM57 134V135H56ZM153 134V135H152ZM161 134H163V135H165L167 138H169L170 136V141H169V139L168 140H166V138H163L164 136L163 135H161ZM176 134H179L180 135V138H179V136H176ZM28 135V136H27ZM50 135H52V136H50ZM58 135H60V136H58ZM67 135V136H66ZM186 135V136H185ZM31 136V137H30ZM36 137V138H42V139H35L34 137ZM40 136V137H39ZM45 136V137H44ZM58 137L57 139H56V137ZM65 137L64 139H66V140H68L69 141V143H67L68 141H66V140H64L63 141V139H60V140H62L63 142H66V144H64L63 145V149H61V148H57V147H55V146H57L58 145V139H59V137H61V138H63V137ZM72 137V138H70V139H68L69 137ZM129 136H131V137H129ZM160 138V139H158V137ZM188 136V137H187ZM195 136V137H194ZM10 137V138H9ZM55 137V139H53ZM66 137H68V138H66ZM74 137H76L75 139H77V140H75L74 139ZM77 137H79V138H77ZM140 137H141V139H140ZM11 138H13V140H15L16 141V143L15 142H13V141H11ZM35 140H34V139ZM132 139L133 141H131L130 139ZM137 138H139V139H137ZM156 139V140H153V139ZM191 138H193L194 139V141H193V139H191ZM17 139H19V141L17 140ZM28 139H30V141L28 140ZM53 139V141H51ZM125 141H124V140ZM186 139V140H185ZM24 142H23V141ZM45 140V141H44ZM91 140V141H90ZM123 140V141H122ZM141 140V141H140ZM152 141L151 143H147V142H149V141ZM164 140V141H166L165 142V144L167 143V145H171V148L172 147H174V148H172V149H175V147H176V149H178V147H177V143H179L178 144V146L181 144V146L184 148H182V151H181V154H180V156H176L175 154H169L170 152L169 151H173L171 148H170V146H163L164 145V141L162 142V141ZM184 140V141H183ZM198 140V141H197ZM257 140H259V143H257ZM257 140H256V142H255V148H254V150L252 151V153H251V157H250V160H251V167H254V180H256V181H258V183H259V185L260 186H262V185H264V142L263 143H260V140H261V138H260V136L259 137H257ZM86 141H88V143H90L91 145L93 144V147H91V145H90V148L91 149H89V151H90V153H87L88 151H86V149H87V147L85 148V153H87V154H84V153H82L80 150L81 149H83V148H78V145H76V144H79V147H83V145H89V144H87V142ZM129 141V142H128ZM134 141H136L135 142V144H133L132 142H134ZM161 141V142H160ZM13 142V143H12ZM20 144H19V143ZM21 142H22V144H21ZM52 142H53V144H54V147L56 148V149H54V148H52L53 146H49V143H51L50 145H52ZM79 142V143H78ZM86 143V144H83V143ZM125 144H124V143ZM138 142V143H137ZM157 142H159V144L157 143ZM183 142V143H182ZM211 142V143H210ZM131 143V144H130ZM136 143H137V145H138V147L136 148ZM154 143V144H153ZM191 143V144H190ZM193 143V144H192ZM256 143L258 144V145H256ZM14 144H16V147H15V145ZM67 144L69 145H71L72 147H68L67 148ZM128 144H130V145H135V149H131L132 147H130V145L128 146L129 147V149H131V150H127V146L126 145H128ZM160 144L163 146H160ZM14 145V146H13ZM26 145H28V146H32V147H26ZM45 145V146H44ZM48 145V146H47ZM66 145V146H65ZM74 145H76V146H74ZM190 145V146H189ZM214 145V146H213ZM40 146H42L43 147V149L44 150H42V147H40ZM49 148V149H46L47 147ZM59 146V145H58ZM154 146H156L157 148H164V147H168L169 149H171V150H169L168 151V148H167V151L169 152L168 154H167V156H165V155H160V158H158L157 156H159V154L160 153H158L157 151H153L154 149H155V147ZM189 146V147H188ZM192 146V147H191ZM44 147H46V148H44ZM74 147H76V149L75 150H77V149H80L79 151H78V153H81V154H75V155H73L74 156V158L72 157V156H70L71 155V153L70 152H72L73 153V151H74V153H77V151L75 152V150H74ZM107 147H109V145L107 146ZM141 147V148H140ZM143 147V148H142ZM69 148H71V149H69ZM134 148V147H133ZM147 148H149L148 150V153H150V150L153 152H151V154H148V155H151V156H149L148 157V155H146L145 153H147ZM16 149V150H15ZM58 149H60L59 151H57ZM69 149V150H68ZM73 149V150H72ZM180 149V148H179ZM255 149H257V151L255 152ZM48 150V151H47ZM52 150H54V152L52 151ZM64 150V151H63ZM67 150H68V152H67ZM93 150V151H92ZM124 150H126V151H124ZM185 150V151H184ZM26 151H28V152H30V150H26ZM63 151V152H62ZM91 151H92V153H91ZM176 151V150H175ZM187 151V152H186ZM55 153V154H53V153ZM59 152H62V154H63V156H62V154L60 153L59 154ZM64 152H66V153H64ZM183 152H185V153H183ZM236 152H237V154H236ZM15 155H14V154ZM73 153V154H74ZM131 154L130 156H134L133 158H134V161L133 162H130L129 160H127V159H129V157H125L124 156V154ZM143 153V154H142ZM177 153V152H176ZM33 154H35V153H33ZM65 154H67V156L69 155L70 156V158L72 159V160H70L69 161V158H66L67 156L65 155ZM84 154V155H83ZM92 156H91V155ZM140 156H139V155ZM236 154V155H235ZM54 155H56V157H54ZM82 155L85 157V158H89L90 160H92L93 158V161H90L89 162V160H85V158H83V160L81 161V160H79L80 159V157L82 158ZM143 155H146V158H144V156ZM153 155H155V156H153ZM256 155V156H255ZM66 156V157H65ZM87 156H90V157H87ZM123 156V157H122ZM127 156H129V155H127ZM165 156V157H164ZM254 156V157H253ZM57 157L59 158V157H61V158H59V161L61 162V160H62V158H64L63 160H62V162L61 163H59L58 165H57V162H59V161H57V162H55L56 160H57ZM138 157V158H137ZM154 157H155V159H154ZM169 157V158H168ZM253 157V158H252ZM52 158V159H51ZM75 158H77V159H75ZM131 158V157H130ZM140 158H141V161H138L139 162V164H137V160H140ZM144 160H143V159ZM150 158V159H149ZM164 158H166L168 161H171L172 160V162H166L165 161V159ZM170 158H172V159H170ZM28 159V160H27ZM65 159H68V160H65ZM74 159V160H73ZM119 159H121V160H119ZM136 159V160H135ZM161 161V159H162V161L164 162V163H162V161H161V163H160V161ZM27 160V161H26ZM64 160H65V162H68V163H65L64 162ZM78 162H77V161ZM85 160V161H84ZM123 160H124V162L125 163H127V164H129L130 165V167H131V169H129L130 171H124V170H126V169H128V168H125V167H129L128 165H124V162H123ZM145 160H149V161H145ZM155 160V161H154ZM84 161V162H83ZM136 161V162H135ZM152 161H154L155 163L158 161L159 163L156 165H153V163H152ZM77 162V163H76ZM80 162H83V163H86L87 162V164H83V163H80ZM109 162H110V165H109ZM141 162V163H140ZM146 162V164H143V163H145ZM70 163V165L72 166V169H73V171H72V169L70 168V166H68V164ZM134 163V164H133ZM147 163H149L148 165H147ZM167 163V164H166ZM40 164H42V165H40ZM61 164H62V166H61ZM73 164V165H72ZM94 164V165H93ZM112 164V165H111ZM123 164V165H122ZM141 164H143V165H145V166H143V165H141ZM161 164H166L167 166H168V168H169V171H168V174L167 173H165L164 175H165V177H167V178H163V179H161V178H159L160 176H159V172L158 173H156L154 170H158L159 168H160V166H161ZM27 165H30V166H27ZM50 165H51V168H50ZM65 165V166H64ZM75 165H76V167H75ZM79 165V166H78ZM102 165H103V167H102ZM114 165H117V166H114ZM137 165H139L140 166V169H141V172L140 171H132V170H138V169H136V168H138L139 166H137ZM27 166V167H26ZM60 166H61V168H60ZM66 166H68V167H66ZM89 166H91V167H89ZM95 166V167H94ZM100 166L102 167V169H105L104 171H107L108 169H109V171H111V172H104L101 168H100ZM120 166L122 167V169L120 168ZM135 167V168H133V167ZM143 166V167H142ZM147 166H149V167H147ZM157 166V167H156ZM73 167H75V168H73ZM93 167V168H92ZM97 167V168H96ZM105 167V168H104ZM150 167H152V168H150ZM155 167V168H154ZM60 168V169H59ZM99 168V169H98ZM112 168V169H111ZM149 168V169H148ZM158 168V169H157ZM65 169H67V171L65 170ZM84 169V170H83ZM87 169H89V172H91L92 170V174H94V176L95 177H97V178H95V180H94V178H91V176L92 175H89L88 174V170ZM96 169H98V170H100L99 172H101V173H98V171H94V170H96ZM107 169V170H106ZM111 169V170H110ZM153 169V170H152ZM10 170H13V166H12V164H11V166H10ZM41 170V171H40ZM44 170V173H42V171ZM83 170V171H82ZM143 170V171H142ZM147 170V172H145ZM172 170V171H171ZM173 170H174V172H173ZM32 171V173H34L33 175H30L31 172ZM36 173H35V172ZM40 171V172H39ZM54 171H56V172H54ZM65 171L67 172V174L66 175H68V176H70V182H52V183H50L53 179H62L63 177H62V175H65ZM149 171H154V172H152V174L151 173H149ZM73 172V173H72ZM85 172V173H84ZM97 172V173H96ZM123 172H125V173H123ZM145 172V173H144ZM24 173H26V174H24ZM41 173V175H39V174ZM58 173H60L59 175H56V174H58ZM104 173V175H102ZM121 173H123V174H121ZM143 173V174H142ZM147 173V174H146ZM169 173H171V174H169ZM43 174V175H42ZM121 174V175H120ZM145 174V175H144ZM153 174H155V175H153ZM65 175V176H66ZM25 176V177H24ZM34 176V177H33ZM38 176H44V177H46L45 179H44V177L43 178H38ZM93 176V177H94ZM101 176V177H100ZM118 178H117V177ZM140 176V177H139ZM75 177V178H74ZM130 177H132V178H130ZM149 177V178H148ZM74 178V179H73ZM89 178V179H88ZM114 178V179H113ZM135 178H137V179H135ZM146 178H148L147 180H146ZM157 178H159V181L157 180L156 181V179ZM4 179V176H2V175H0V181H2ZM24 179H26V181L24 180ZM28 179V180H27ZM37 179H39V180H37ZM44 179V181L46 182L47 180V182H49V183H45V184H53V183H55V185L56 186H58L59 188L57 189V187L56 186H54V187H50V186H48V185H45V186H47V187H45V186H43V182H41L40 180H43ZM47 179V180H46ZM76 180V181H73V180ZM99 179H101V180H99ZM127 179V180H126ZM130 179H132V180H130ZM142 179H145L143 182H142ZM24 180V182L25 183H22V181ZM92 180V181H91ZM96 180H98V181H96ZM103 180H105V181H103ZM126 182H125V181ZM151 180V181H150ZM154 180H155V182H154ZM87 181V182H86ZM130 181H134V182H132V184H131V182ZM139 181V182H138ZM136 182V183H135ZM140 182H142V184L140 183ZM2 183V184H1ZM8 183V184H7ZM17 183H20L19 185L20 186H18V184ZM31 183V184H30ZM42 183V184H41ZM60 183H67V189L68 188H70L71 189V191H70V189H68V190H65L64 188H62L63 190H65V191H63L62 189H61V187H60ZM93 183H95V184H93ZM152 183H155V184H153L152 185ZM5 184V185H4ZM6 184L9 186L8 188H12V187H14L13 189H8L7 191H5L4 189L6 188ZM32 184H35V185H32ZM134 184H135V187H134V189H133V186H134ZM139 184V185H138ZM149 184V185H148ZM81 185V186H80ZM133 185V186H132ZM156 185V186H155ZM40 187V188H36V187ZM52 186V185H51ZM78 186H80L81 188H80V190H82L83 188H85L84 190H82V191H85L86 189H88L89 191L90 190H94V189H96V196H94V194L93 193H91V192H89V191H85V197H87L86 198V200L84 199V200H80V199H78L79 197L81 198V195L80 194H77L76 192H79V193H81L80 191H78L77 189L79 188ZM85 186V187H84ZM127 186V187H126ZM153 186H155V187H153ZM17 187H19V188H17ZM29 187V188H28ZM32 187V188H31ZM33 187H35L36 188V190H34V188ZM77 187V188H76ZM119 187V188H118ZM123 187V188H122ZM125 187H126V189H125ZM137 187H139V189L137 190ZM31 188V189H30ZM55 190H59V191H55ZM121 188V189H120ZM140 188H141V190H140ZM148 188V189H147ZM32 190L33 189V191H32V193L34 192V191H38L37 193L36 192H34L33 194H35L36 193V196L35 195H30V196H27V195H25V198L28 200V199H30V202L29 201H27V200H23V199H25V198H23L24 196V194L26 193V194H29V192H30V190ZM37 189H39V190H37ZM47 189H49V191H47V192H51V191H53L54 190V195L52 196V193H50V194H47L46 195V190ZM53 189V190H52ZM105 189H107L106 190V192H108V191H110V192H108V193H106L107 194V196L108 197H110V199H107V196H105L104 194H102V195H99V194H101V193H105V192H103V191H105ZM132 189V190H131ZM10 190H14V191H12V192H14V193H11L10 192ZM43 190H45V192L43 191ZM122 190L124 191V192H122ZM133 190L135 191L134 192V197L132 196V194H133ZM137 190V191H136ZM9 191V192H8ZM25 191V192H24ZM29 191V192H28ZM39 191H41V193L43 194L42 195V197L43 198H46L47 197V199H41L42 197L40 196L41 194L39 193ZM67 191H69V192H67ZM95 191V190H94ZM97 191H98V193H97ZM102 191V192H101ZM119 191V192H118ZM127 191V192H126ZM4 192H6L8 195L10 194L11 196H7L8 198H3V197H6V195L7 194H5V196H3L4 194ZM17 192V193H16ZM22 192H24L23 194H21ZM58 192V193H57ZM62 194H61V193ZM71 192V193H70ZM77 194L76 196H79L77 199H75L74 200V198L75 197H73V196H75L74 194L75 193ZM120 192H122V194H123V196H121V193ZM126 192V193H125ZM145 192V193H144ZM31 193V194H32ZM69 193V195H67ZM84 193V192H83ZM87 193H91V194H87ZM225 193V194H224ZM250 193V191L248 192V190L246 189L245 191H243L242 193H241V195H244V196H248V194ZM3 194V195H2ZM13 194H15V195H13ZM37 194H40V195H37ZM110 194V195H109ZM127 194V195H126ZM145 194V195H144ZM154 194V195H153ZM251 194V193H250ZM46 197H45V196ZM48 195H50V196H48ZM61 195L63 196L64 195V198H62L61 197ZM83 195V197L82 198H85L84 197V194H82ZM94 196V199H93V197H91V198H89V196ZM115 195H117V196H115ZM118 195H120V196H118ZM126 195V196H125ZM27 196V197H26ZM41 197L40 199L38 198V197ZM102 196H104V197H106V198H103ZM259 196H260V200L261 201H263V206H264V190L263 189H261V192H259ZM15 197H17V196H15ZM37 197V198H36ZM50 197V198H49ZM61 197V198H60ZM115 197V198H114ZM139 197V198H138ZM49 198V199H48ZM69 198V199H68ZM32 199H34L35 201H36V203H37V205H34L33 206V203H34V200L33 201H31ZM51 199V200H50ZM63 199V200H62ZM88 199H90L89 201H88ZM92 199V200H91ZM119 199V200H118ZM125 199H126V201H125ZM137 199V200H136ZM41 200V201H40ZM44 200H46V201H48V202H46V201H44ZM54 201V205H58V206H54L53 204H52V202H50V201ZM62 200V201H61ZM77 200H79L78 202H81L82 204H80V203H78V202H76ZM94 200H96V202L99 204V205H96L97 203L94 201ZM108 200H110V201H108ZM111 200H112V204L113 205H111V204H108V203H111ZM122 200H124V201H122ZM38 201H39V203L41 202V204H40V206L42 205V201H44V203H49V206L50 205H52V206H50V207H53V208H49L48 209V204H44V205H42L41 207L39 206L38 207ZM59 201H61V202H59ZM91 201V202H90ZM120 203L119 205H121L120 207H118L119 205H118V203ZM122 201V202H121ZM29 202V203H28ZM59 202V203H58ZM67 204H66V203ZM93 202V204H95L94 205V207L93 206H90V205H93V204H90V203H92ZM116 202V203H115ZM16 203V202H15ZM28 203V204H27ZM32 203V204H31ZM36 203H34V204H36ZM56 203V204H55ZM69 203L71 204V206L70 207H72V205H74L75 207L74 208H70V207H68V205H69ZM74 203H76V205L74 204ZM122 203V204H121ZM125 203V204H124ZM59 204H61V205H59ZM65 204V205H64ZM90 204V205H89ZM101 204H103V205H101ZM106 204H108V209H107V205ZM124 204V206H122ZM19 205H21L19 208L17 207V206H19ZM23 205H26V206H28L29 207V205L31 206L29 209H30V213H33L34 214V216H32L33 214H30L29 213V215H31V216H29V217H32V220H31V222H30V220L28 219V216L26 217V218H24V220L25 221H21L22 223H20V220H16L15 218H14V216H15V214H16V212H18V210H20L21 209V207H23ZM85 205V206H84ZM87 205V206H86ZM109 205H111V206H109ZM135 205V206H134ZM61 206H63V209H61L62 207ZM103 206H105V207H103ZM116 206H117V208H116ZM6 207V208H5ZM32 207H33V209L35 208V207H37V208H40V209H36V211H38V212H36V211H33V209H32ZM42 207H44V208H42ZM55 207V208H54ZM66 207H68V208H70V209H72V210H67L68 208H66ZM82 207V208H81ZM99 207V208H98ZM103 207V210H106V211H102V212H100L101 211V208ZM109 207H111V208H109ZM115 207V208H114ZM9 208V209H8ZM16 208H18L17 210H16ZM56 208H60V210L59 209H56ZM79 209L78 211H77V209ZM90 208V209H89ZM92 208H94V209H92ZM95 208H97V210L95 209ZM120 208V209H119ZM134 208V209H133ZM44 209H46L47 211H45ZM74 209H76V211H75V213H73L74 212ZM81 209V210H80ZM87 209V210H86ZM98 209H99V211H98ZM11 210H13V211H11ZM35 210V209H34ZM41 210V211H40ZM58 210V211H57ZM99 212V214H96L95 212ZM134 210V211H133ZM40 211V212H39ZM44 213H43V212ZM60 211H64V212H60ZM80 211V212H79ZM85 211L87 212V214H85ZM88 211H90V213H91V215H92V217H93V219H91V216H90V213L88 212ZM107 211H110V212H108L107 213ZM133 211V213H131ZM42 212V213H41ZM56 214H55V213ZM67 212V213H66ZM70 212H71V214L73 213V217L71 218L70 216ZM103 212H105L106 214H104ZM79 215V216H81V215H83V216H81V217H79L77 214ZM95 213V214H94ZM100 213H102V214H104L102 217V219L104 220V216L105 215H107L108 216V218H107V220H102V219H100V215H102V214H100ZM114 213V214H113ZM118 213V214H117ZM131 213V214H130ZM1 214H2V216H1ZM44 214H45V216H44ZM74 214H76V215H74ZM38 215V216H37ZM50 215H51V217H50ZM87 215V218H90L89 220L85 217ZM90 217H89V216ZM99 215V216H98ZM35 216H37L36 217V219L34 220V218H35ZM39 216H42V217H39ZM62 216V217H61ZM64 216H66V218L64 217ZM110 216V217H109ZM116 216H117V218H116ZM55 217H57V218H55ZM74 217H76V218H74ZM64 218V219H63ZM78 218H81V220L80 219H78ZM98 218V219H97ZM28 221H27V220ZM42 219V220H41ZM54 219H56V220H54ZM58 219V220H57ZM62 220V222L63 223H53V222H56V221H59V220ZM72 219V221H71V223H72V226L70 225V227L68 228V230H67V228H65V226L67 225V226H69L68 224H70V223H68V221L70 222V220ZM77 219V221H75V220ZM83 219V220H82ZM100 219V220H99ZM108 219H110V220H108ZM112 219H115V220H113V221H116V224H115V222H113L112 221ZM21 220H23V219H21ZM53 220V221H52ZM85 220V221H84ZM91 220V221H90ZM92 220H94L93 221V223H92ZM103 222H102V221ZM144 220V221H143ZM147 222H146V221ZM10 221V220H9ZM37 221H41V222H43V224H45V226L44 225H42V223L41 222H39V223H41V224H39ZM74 221H75V223H74ZM100 221V222H99ZM110 221V222H109ZM143 221V222H142ZM30 223V226H29V224H27V225H25L26 223ZM33 222H35V223H33ZM64 222H67L68 224H65ZM85 222H86V225L87 224H90V225H87L85 228L83 227V226H85V225H83V223L85 224ZM99 222V223H98ZM105 222V223H104ZM36 223H38L40 226H37V228L38 229H43V228H47V233H45L46 232V230H44V232H43V230H36L37 228L36 227H31V224L32 225H38V224H36ZM76 223H79V224H76ZM98 223V225H95V224H97ZM117 223H119V224H117ZM143 223V224H142ZM2 224H4L3 226H2ZM18 224H22V225H18ZM55 224H57L58 226H56ZM76 224V225H75ZM108 224H110V225H108ZM136 224V225H135ZM142 224V225H141ZM15 225H17V228L18 229H20V230H22V231H20V230H17V231H15L17 228L15 227ZM24 225L26 226V227H24ZM54 225V226H53ZM64 225V226H63ZM93 225V226H92ZM106 225V226H105ZM133 225H135V226H133ZM41 226H44V227H41ZM91 226L92 227H94V229L93 228H91ZM105 226V227H104ZM16 229H15V228ZM22 227H24V229L22 228ZM41 227V228H40ZM52 227V228H51ZM64 228V230L63 231H61V229L62 228ZM71 227H75L74 229L76 230L77 228V230L76 231H74L73 233H72V231H73V229L72 230H69ZM80 227L82 228V229H80ZM221 227V228H220ZM27 228H29V229H32L33 230V232H32V230H29V229H27ZM34 228V229H33ZM59 228V229H58ZM87 228V229H86ZM91 228V229H90ZM97 228V229H96ZM26 229L28 230V232L26 231ZM54 229H56V230H54ZM85 229V230H84ZM93 229V230H92ZM96 229V230H95ZM48 230H50V231H48ZM135 230H136V232H135ZM143 230V231H142ZM2 231H4L3 233H2ZM11 231H15V232H23L24 234H29V231L31 232L30 233V236L32 235V237H34V239H29L30 240V242H32L33 240L35 241H38V242H32V243H30L31 245V247L29 248V243L28 242H23V241H19V239L17 238V236H16V233L15 234H12V235H10L9 233H11ZM37 231V232H36ZM102 231V232H101ZM249 231V230H248ZM248 231L247 232H245V233H243V234H241L240 236H241V247L243 246V247H245V249H246V251H247V254H248V248H249V246H250V241H251V237H250V234L248 233ZM6 232V233H5ZM34 232H36V233H34ZM49 232V233H48ZM91 232H92V234H91ZM12 233H14V232H12ZM32 233H34V234H36L37 236H34ZM101 233L103 234V236H101ZM109 233V234H108ZM113 233V234H112ZM6 234H8L9 236H12V237H9L8 235H6ZM39 234H41V235H39ZM62 234V235H61ZM107 234V235H106ZM2 235V236H1ZM6 236L5 237V239H2L4 236ZM16 237H15V236ZM59 235V236H58ZM91 235H94V236H91ZM95 235H98V236H95ZM218 235V236H217ZM14 236V237H13ZM100 236V237H99ZM108 236V237H107ZM37 237H39V239L37 238ZM48 237H50L49 239H48ZM60 237V238H59ZM70 237V238H69ZM114 237V238H113ZM11 238H13L14 240L16 239L17 240V242L18 243H16L14 240H12ZM37 238V239H36ZM96 238V239H95ZM103 238H106V239H103ZM52 240V239H54V241H58L59 239L61 240H59L57 243L56 242H54V241H48V240ZM56 239V240H55ZM58 239V240H57ZM86 241H85V240ZM99 239V240H98ZM94 240H96V241H94ZM103 240V241H102ZM26 241H28V240H26ZM46 241H48V242H46ZM92 241V242H91ZM108 241H109V244H108ZM228 241H229V243H228ZM53 242V243H52ZM107 242V243H106ZM24 243V244H23ZM28 245V246H24V245H26V244ZM83 243H85V244H83ZM106 243V244H105ZM23 244V245H22ZM55 244V245H54ZM105 244V245H104ZM109 245V247H108V245ZM5 245H6V247H9V248H6L5 247ZM14 245V246H13ZM106 245H107V247H106ZM262 245H263V242H262ZM24 246V247H23ZM36 246L38 247V248H36ZM10 247H12L13 249H10ZM15 247V248H14ZM24 248V249H26V251L28 250V249H31L32 250V248H35V250L33 249V252L31 251V250H29V251H27V252H30L29 253V255L30 254H32L33 256L31 257V258H34V259H31V258H29L30 256H26V254H24L23 256H21L22 254H21V252L22 253H27V252H24L23 250L24 249H21V248ZM44 247H45V249L47 250H43L44 249ZM46 247H48V248H46ZM52 247V248H51ZM4 248V249H3ZM16 248H18V249H20V250H16ZM43 248V249H42ZM106 248V249H105ZM113 248L115 249V250H113ZM6 249H8V250H6ZM38 249V250H37ZM51 250L52 252H50L49 250ZM55 249V250H54ZM238 249L241 251V249L238 247ZM22 250V251H21ZM104 250H106V251H104ZM21 251V252H20ZM38 251H40L39 252V255L38 254H36V253H38ZM43 251V252H42ZM55 251V252H54ZM93 251H95V252H98V253H93ZM100 251H102V253L104 252V253H106L108 256H106L104 253H103V256L101 255L102 253H100ZM263 251H264V249H263ZM18 252H20V253H18ZM108 252H111V253H109L108 254ZM47 253V254H46ZM50 253H51V255H50ZM10 255V257H8L7 255ZM35 254V255H34ZM52 254H53V256H52ZM55 254V255H54ZM89 255V257H88V255ZM115 254L117 255V256H115ZM12 255H13V257H12ZM28 255V254H27ZM47 255V256H46ZM109 255H110V258H108L109 257ZM111 255H112V257H111ZM17 256V257H16ZM96 256H98V257H96ZM263 256H264V254H263ZM18 258L17 260H19L20 259V257H21V259L19 260V261H17V260H15L16 258ZM28 257V258H27ZM4 258H6L7 260H5ZM11 258V260H9ZM229 258V259H228ZM26 259H27V261H29L30 262V260H32V262L31 263H29V262H26ZM37 259V260H36ZM91 259H94V260H91ZM0 260H2V256H0ZM13 260H15V261H13ZM33 260H35V261H33ZM38 260H40V261H38ZM62 260V261H61ZM89 260V261H88ZM91 260V261H90ZM11 261V263H9ZM108 261V262H107ZM26 262V263H25ZM17 263V264H18Z\"/></svg>", "mask_w": 264, "mask_h": 264}, {"label": "bare ground", "instance_id": "2", "mask_svg": "<svg viewBox=\"0 0 264 264\" xmlns=\"http://www.w3.org/2000/svg\"><path fill=\"white\" fill-rule=\"evenodd\" d=\"M1 1V0H0ZM14 1L15 0H9V2L10 3H12V5H9V4H7V5H9V6H12L13 7V4H14ZM23 1V0H22ZM38 0H36V1H34V0H29L28 2H29V4L30 5H28L29 6V8H33V7H35V6H33L34 4H37V3H39V2H37ZM53 1H55L57 4H58V6H59V8L61 9V11H60V13H58L57 14V17H56V19H54V22H53V24H50L51 26V31H49V32H47V34H42V36L41 37H44L45 38V35L47 36V39H51L50 41L49 40H47V39H45V41H48V42H53L54 43V46H55V48H54V50H52V51H50V52H48V53H50L51 54V56H54L55 58L54 59H56V58H63L64 57V59H67V60H69V63L70 64H68V65H72V63L73 64H76L77 65V67L74 69H72L71 68V70H67L66 72H62V71H65L62 67H66V62H68V61H65V64L62 66V64L64 63L63 62V59L62 60H60L61 62H63L62 64H61V69H63L62 71H61V69H56L55 70V67L57 68V66H60V64H58L57 63V61H54V62H56V64H50L49 65V68L47 69V68H44V69H47V70H44L45 72L43 73V75H44V77L47 79V80H45L44 82H46V81H48L47 82V84H49V88L48 89H50L49 90V92H50V95L49 94H47L48 96H49V98L48 99H50V101L52 100L55 104H57V105H55V104H53V102H52V106H57V108H59L58 109V111H60V112H62V113H73V112H71L72 111V101L73 100H75V92L76 91H78V90H80V89H78L77 87L79 86V85H74V83L75 84H79L80 82H81V84L82 85H84V82L82 81L83 80V75L85 74V73H83V70L81 69V65H86V66H88V68H89V72L87 73L88 75L86 76V75H84V76H86V87L84 88V89H86L85 91H86V94L84 95V97H83V99H81L80 98V103H81V105H82V108H80L81 110H82V114H78V113H81V112H79V111H77L78 113H76V109L79 107V106H76L77 108L75 109L74 107V110H75V113L77 114V115H79V116H76V114H74L76 117H85L86 115H84V112H85V110H89L90 108L92 109V108H94V110H97V108L95 109V107H92L93 105H95L96 103V105H98V104H100V103H98V101H99V99L103 96V97H105L104 99H105V105H103V107L99 110V118H100V122H99V125L95 128L96 130H94L93 128L95 127L94 125L95 124H93V123H97V122H93L92 120H90V119H87L88 121H86L85 120V122H86V124H87V122H89V121H92L93 123H91V124H93L92 126H94V127H92V126H90V127H92V129L91 130H93V131H95V133L93 132V131H91V133H93L94 135H93V137H92V140H95L96 141V146H94L95 148H94V160H95V166H98L97 165V163H100L101 161H103V160H107V156L108 155H111V156H113L114 157V159L116 160V158L121 154H119L118 156H116V154H118L119 153V151H120V147H123L124 148V146H122L120 143H121V141L119 140V138L121 139V138H123L124 137V134H125V132L127 133V131H128V129H131L132 127H134L133 125H135V127L137 126L136 125V123L137 122H134V124L133 125H131L132 123H130V122H128L129 120H126V119H123L122 120V118H124V116L123 117H121V115L120 114H122V113H127L128 111H125L126 110V106L125 107H122V108H125V109H123L122 110V108H121V110H120V107H121V105H122V103H124V102H122V100L124 101L126 98H124V99H120L122 96H124L123 95V92H122V95H120V93H121V91H123L122 89H125V88H122V89H120V91H119V89L116 87V85H115V81H117V79H119V77L116 75V78L117 79H115V76H114V74H118L119 73V71H117L118 69H120V71H121V69H124V71H121V73L122 72H125V73H123V75H121V77H120V79L118 80L119 82H120V84L122 85V83L123 84H127V85H125L126 86V89L128 90L129 89V79H130V76H131V74L132 75H135L134 73H136V76H137V69H139L140 67H142L141 65H143V64H146V61L143 63V64H140L139 65V63L137 62L139 59H141V58H143L140 54V56H139V59H137L138 57H137V53H139L138 51H140V50H138V51H136L138 48L139 49H141L142 47L141 46H145L146 45V43H147V41L148 40H150V39H152V40H155V39H157L158 37L157 36H160V38H158L157 40L158 41H162L163 39H161L162 37V35H157V34H155L156 32L159 34V33H161V31H165V30H169V28H167V29H165V30H162V29H164V28H166V27H170V28H172L173 27V25H174V23H175V25H177L176 23H178L179 25L178 26H183L185 23L184 22H187V21H184V19L182 20L183 22V24H180L177 20H179V19H177L179 16H178V14L176 15V16H178L177 18L174 16L171 20H174V18H176L175 19V22H173V24H171V22L172 21H169L170 22V24L172 25V26H170V24H168V25H164L165 27H162L161 25H163V18L164 17H160L161 15L162 16H164L165 15V13H161V11L162 12H164L163 10H164V8L161 10V11H159L160 13H161V15H159L158 16V12L157 11H155V9L156 8H158L159 7V2L157 1V0H148V1H145L144 0V2L143 1H140V0H132V4H131V6L128 4V5H126L128 2H127V0H122V1H126L124 4L125 5H123L122 4V1L119 3H117V4H119V5H113L112 3H114L113 1L114 0H53ZM129 1V0H128ZM131 1V0H130ZM135 1V2H134ZM161 1H163V0H161ZM167 0H165V3H167V2H169V1H167ZM213 1H217V0H211V2L213 3ZM221 1V0H220ZM232 1V0H231ZM235 1V4H237V2H238V5L240 4L242 7H240V9H239V7H238V11L240 12L241 11V8L243 9V13H244V11H248L250 8L251 9H253L254 8V5L256 4V3H260L263 7H264V0H234ZM4 2V1H3ZM28 2H27V4H28ZM34 2H37V3H34ZM42 3L41 4H43V1H41ZM52 2V1H51ZM173 2L175 3L176 1H174L173 0ZM224 4H223V3ZM222 4L223 5H226L225 4V2H227V1H224V0H222ZM45 3V2H44ZM116 3V2H115ZM164 3V2H163ZM176 3H178V2H176ZM205 3V2H204ZM214 3H217V2H214ZM1 4V3H0ZM16 4L17 5H19V1L17 0V2H16ZM48 4V3H47ZM120 4H122V6L120 5ZM192 4V3H191ZM222 4H220V6L222 5ZM228 4V3H227ZM234 4V3H233ZM234 4V5H235ZM109 5H112V6H117L118 7V9H114V11L115 12H117V14L116 13H114L115 15H114V19L112 20V19H110L109 17L110 16H108V15H110V14H112L114 11H109V13L110 14H108V10L110 9V8H107V7H109ZM146 5L148 6V8H146ZM167 5V4H166ZM166 5H164V6H166ZM189 5V4H188ZM188 5L187 6H184V7H186V8H188ZM204 5V4H203ZM229 5H232V2H230V4ZM234 5H232V6H234ZM239 5V6H240ZM36 6H38V7H41V6H39V4L38 5H36ZM48 6H50L49 4H48ZM52 6H54V5H51L50 7H52ZM57 6V5H56ZM119 6H121V8L119 7ZM195 6V5H194ZM198 6V5H197ZM200 6H201V3H200ZM3 8L4 6L3 5H0V8ZM17 7H19V6H17ZM16 7V8H17ZM25 7V6H24ZM46 7H47V5H46ZM167 7V6H166ZM165 7V8H166ZM175 7H177V6H175ZM180 7V6H179ZM181 7H183V5L181 6ZM202 7V6H201ZM199 8V9H202V8ZM253 7V8H252ZM262 7V8H263ZM48 8V7H47ZM47 8H45L46 10H47ZM54 8H55V6H54ZM51 9V12H56L55 11V9ZM161 8V7H160ZM160 8H158V9H160ZM212 8V7H211ZM244 8L245 9H248V10H244ZM27 9V8H26ZM34 10L36 9V8H33ZM37 9H39V8H37ZM64 9H66L67 10V12H68V10L70 11V12H72V13H74V14H76L75 12L76 11H78V13H79V11H81V13L79 14V15H81L82 13H83V15H84V18H79L77 15H74V16H71V15H67V16H65V15H63V13L65 12L66 13V11H62V10H64ZM111 9H112V7H111ZM189 9H190V5H189ZM189 9H187V10H189ZM198 9V8H197ZM215 9H218V8H215ZM231 9H233L232 7H231ZM250 9V10H251ZM15 10V9H14ZM30 10H32V9H30ZM42 10V9H41ZM182 10H184V9H182ZM203 10V9H202ZM206 10H207V8H206ZM205 10V11H206ZM210 10V9H209ZM224 10V9H223ZM248 11V13L249 14H247L246 15V17H245V15L242 17V19L244 18V21H245V18H247V16L249 15V17L253 14V13H251V15H250V12L251 11ZM253 10H255V9H253ZM252 10V11H253ZM260 10H264V9H260ZM16 11V10H15ZM19 11H21V10H19ZM23 11V10H22ZM40 11V10H39ZM38 11V12H39ZM50 11V10H49ZM49 11H45L44 13H42V14H46V15H48L47 13L49 12ZM150 11V12H149ZM168 11V12H167ZM167 11H165V12H167L166 14L168 15V13H170V14H173V12L171 11V12H169V10H167ZM186 11V10H185ZM190 11V10H189ZM196 11V10H195ZM195 11H193V13L195 12ZM204 11V12H205ZM221 10H217V12L220 14H222L223 15V13L222 12H220ZM256 11V10H255ZM26 12H28V11H26ZM33 12H35V11H33ZM47 12V13H46ZM59 12V11H58ZM63 12V13H62ZM156 12V13H155ZM226 12V15H225V17H224V19H228V18H226V16H227V11H224V13ZM232 12V10L230 11V13ZM239 12H237V10L236 11H234V13H238L239 14ZM263 12V11H262ZM3 13H5V12H3ZM2 13V14H3ZM22 13V12H21ZM23 13H25V11L23 12ZM29 13V12H28ZM35 13H37V12H35ZM40 13V12H39ZM50 13V12H49ZM159 13V14H160ZM191 13H192V11H191ZM203 13V12H202ZM206 13V12H205ZM209 13V15H213L212 14V12H208ZM218 13H216V14H218ZM230 13H228V15L230 14ZM243 13H241L242 15H243ZM18 14H20V13H18ZM31 14H33V13H31ZM28 15V16H35V15ZM38 14V13H37ZM42 14H38L37 16H38V18H37V21H35L34 20V18H32V19H30V20H27V21H34V22H36L35 24H36V26L38 27V28H36L35 30L32 28V26H30L31 27V29H33L34 31L33 32H31L32 34H38V36H40L39 34H40V30H42V29H44V31L46 30L47 31V28H46V26H44L45 28H41L42 26H43V24L44 23H46V21H44V15H42ZM70 14V13H69ZM168 15V16H172V15ZM216 14H215V16H216ZM237 14V15H238ZM10 15H11V13H10ZM22 15V14H21ZM26 14H24V15H22V16H25ZM45 15V16H46ZM50 15H54V14H52V13H50ZM56 15V14H55ZM83 15H81V16H83ZM173 15H175V14H173ZM196 15V14H195ZM193 16V17H195V19H198V18H196V16ZM200 15H202V14H200ZM223 15V16H224ZM241 15V16H242ZM17 16V15H16ZM20 16V15H19ZM49 16V15H48ZM77 17V18H79L80 20L81 19H83L82 21H83V23L82 22H78V25H80L79 23H81V26L80 27H74L73 25H70V27H72V28H75L74 30H71L70 29V27H69V23L70 24H77V23H75V22H69L68 24H67V26H66V24H64V22L66 23V22H68V21H65L64 19L65 18H69V19H66V20H74V21H80V20H76L77 18H74V19H71L70 17ZM113 16V15H112ZM207 16V15H206ZM220 16V15H219ZM222 16V17H223ZM27 17V16H26ZM53 17V16H52ZM55 17V16H54ZM157 18V19H159L160 18V21L156 24V26H153V27H155V29H154V31H155V33L154 32H152V34L154 33L155 35H156V37L157 38H155V35L153 34V38H152V36L151 37H148V38H150V39H148V40H145V38L147 37V36H149V35H147L146 33L147 32H149L152 28H151V24H150V22H148V20H151V18ZM185 17V16H184ZM200 17V16H199ZM207 17H209V16H207ZM206 17V18H207ZM214 17V16H213ZM228 17V16H227ZM230 17V16H229ZM237 17H239V16H236L234 19L236 20V18ZM16 18V17H15ZM24 18V17H23ZM23 18H21L20 20H23V22L26 20V18L25 19H23ZM50 18V16L49 17H47V19H49ZM169 18V17H168ZM201 18H203V17H201ZM210 18V19H209ZM209 18H207V20H205V18H203L204 20H202V19H199V21L200 20H202V22H199V23H197L196 25H197V27L195 28V29H193L192 30V32H191V36L192 37H190L189 39L190 40H195L196 42V44H198L199 45V48H201V44H204L203 46H205V44H207V43H209L210 42V44L208 45V46H210V45H213L215 48L214 49H216V47L218 46L219 48H220V46H222L221 47V49H225V51H226V54L227 55H232L235 51L232 49V47H231V45H230V40L231 41H234V40H232V39H230L229 37H231L230 35H228L227 33H224V31H222V30H220V31H222V33H220V34H218V32L219 31H215L216 29H218V27L216 28L215 27V24H221V23H223V20L221 19V16H220V18L219 19H221V23L220 22H217L216 20H212V17L210 16ZM218 18V17H217ZM252 18V17H251ZM8 19V18H7ZM13 19V18H12ZM17 19V18H16ZM14 20V21H17V20ZM19 19V18H18ZM29 19V18H28ZM166 19H167V17H166ZM166 19H164V20H166ZM170 19V18H169ZM168 19V20H169ZM195 19H194V21H195ZM214 19H215V17H214ZM248 19V18H247ZM247 19H246V21H247ZM152 20H154V19H152ZM168 20H166V21H168ZM232 20V19H231ZM8 21V20H7ZM13 21V22H14ZM27 21H25V24H26V22ZM64 21V22H63ZM177 21V22H176ZM230 21V20H229ZM245 21V22H246ZM9 22V21H8ZM33 22V23H34ZM48 22H50V21H48ZM123 24H122V23ZM198 22V21H197ZM217 22V23H216ZM232 22V21H231ZM238 22H240V21H238ZM241 22H243V21H241ZM250 21H248V23H249ZM2 23H5V22H2ZM17 23V22H16ZM15 23V24H16ZM21 23H22V21H21ZM21 23L20 24H17V25H21ZM33 23H31V24H33ZM119 23H121V25H123L122 27L120 26V29H118L116 32H115V28H116V26L119 24ZM165 23H167V22H165ZM196 23V22H195ZM247 23V22H246ZM7 23H5V24H0V58H3L2 60L0 59V73L1 74H5V73H7V72H5L6 70V68H7V65L9 64V62H10V60H9V57H7V56H13V55H15V58H16V55H17V57L18 56H21V57H23V60H25V59H28V61L26 62V63H28V65H32V67L34 66L33 64L35 63V62H40V60H41V58H45V56H50L49 54H47L46 52H44V54L43 55H45V54H47V55H45V56H40V54H41V52L39 53L38 52V54H32V55H28L29 54V52H28V50H25V52L23 51V52H21V51H19V50H17L16 48L17 47H20V46H17V47H15L16 45H19V44H16V45H11L12 43H10V39H8V38H6V37H4V35H3V33H5V30L7 29V27H10V26H7L6 25ZM11 24V23H10ZM15 24H13L14 26H16ZM155 24V23H154ZM236 24L238 25V23L236 22ZM243 24H244V22H243ZM13 25H11V26H13ZM45 25V24H44ZM46 25H49V24H46ZM186 25V24H185ZM188 25H190V24H188ZM227 25V24H226ZM29 26V25H28ZM225 26V22H224V25L223 26H221V28H223ZM232 26V25H231ZM241 26H242V24H241ZM240 26V27H241ZM19 27V26H18ZM27 26H25V28H26ZM68 27V28H67ZM184 27H186L187 28V32H188V30H189V27H187V26H184ZM228 27V26H227ZM230 27V26H229ZM228 27V28H229ZM240 27H239V30H238V28L236 29V30H238L239 32L242 30V28H241V30H240ZM243 27V26H242ZM20 28V27H19ZM28 28V27H27ZM40 28V29H39ZM173 28H176L177 30H171V32L172 31H174V32H172V33H177V32H181L180 31V29H184V28H181L180 27V29L179 28H177V27H173ZM185 28V29H186ZM216 28V29H215ZM236 27H233V29H235ZM17 29V28H16ZM20 29H22V28H20ZM29 30H24L25 32H26V35L28 36V34L27 33H29V31H30V28H28ZM67 29H70L69 31L70 32H68V31H66ZM219 29H220V27H219ZM243 29H245V28H243ZM223 30H225V32L226 31H228V30H230V29H226V28H224ZM235 30V31H236ZM16 32H17V30H15ZM183 31V33H185L184 32V30H182ZM190 31V30H189ZM243 31V30H242ZM9 32V31H8ZM11 32H12V30H11ZM42 32V31H41ZM151 32V31H150ZM150 32H149V34H150ZM186 32V33H187ZM216 32H217V34H216ZM21 33V32H20ZM19 33V30H18V34H20ZM169 34H171L170 33V31L168 32ZM229 33V32H228ZM30 34V33H29ZM151 34V35H152ZM164 34V33H163ZM179 34V33H178ZM178 34H176V36L178 35ZM229 34H232V33H229ZM237 34V33H236ZM9 35V34H8ZM12 35H14V34H12ZM25 35V39H27V36ZM31 35V34H30ZM166 37H167V33H165L164 34ZM182 35V34H181ZM239 35H241V32H240V34ZM21 36H22V34H21ZM24 36V35H23ZM169 36H171V35H169ZM173 36V35H172ZM171 36V37H172ZM178 36H180V35H178ZM183 36V35H182ZM182 36H180V38H184V37H182ZM190 36V35H189ZM189 36H187V37H189ZM14 37V36H13ZM29 37V36H28ZM49 37V38H48ZM170 37V38H171ZM20 38V36L17 38V39H19ZM138 38V39H137ZM168 38L169 37H167L166 38V40H168ZM175 38H179V37H172V39L174 40L173 42H176L175 40ZM235 38V37H234ZM237 38V37H236ZM238 38H240V37H238ZM43 39V38H42ZM139 39H141V40H139ZM147 39V38H146ZM186 39V38H185ZM135 40H139V42H143V41H145L143 44H145V45H141L142 43H138V45L139 46H135V47H138L136 50H133V48L134 47H132L133 45L132 44H134L133 43V41H135ZM152 40H150V41H152ZM156 40V41H157ZM165 39L163 40V42H159V43H157L158 45H160V46H158V48L160 47L161 48V50L163 51H159L158 53H159V55L161 54V53H164L163 54V58L165 57L164 55H167V54H169V53H167V54H165L166 53V51H170V50H172V49H169V48H171V47H169V48H167L166 49V43L164 42V41H166ZM170 40L171 39H169V41L168 42H170ZM178 40V39H177ZM190 40H188V38L186 39V42L188 41V43L189 42H192V41H190ZM211 40L214 42L213 44L211 43ZM43 41V40H42ZM12 42V41H11ZM15 42V41H14ZM20 42H21V39H20ZM27 42H29V41H27ZM26 42V40H25V43H27ZM31 43H33V40L32 41H30ZM29 42V43H30ZM48 42H45V43H48ZM155 41H153L152 43H154ZM172 42V40H171V42H170V44H172L173 43ZM181 42V43H180ZM185 42V40H184V42H183V40L182 41H180V40H178V43L179 44H182V43H186ZM28 43V44H29ZM52 43V44H53ZM137 43V42H136ZM150 42H148V45H150L149 44ZM177 43V42H176ZM22 44V42L20 43V45ZM155 44V43H154ZM153 44V45H154ZM169 43H167V45H168ZM175 44V43H174ZM187 44V43H186ZM192 45H194V43H191ZM233 44H235L234 42H233ZM24 44H22L21 46H23ZM32 45V44H31ZM31 45H29V46H31ZM44 45V44H43ZM148 45H146V46H148ZM173 45V44H172ZM201 45V46H200ZM37 46H38V44H37ZM145 46V47H146ZM150 46H152V45H150ZM154 46H156V45H154ZM168 46H170V45H168ZM177 45H175V47H176ZM202 46V47H203ZM207 45L204 47V50H207V49H209L210 50V48H211V46H210V48L208 47ZM234 46H236V44L234 45ZM34 47H35V45H34ZM40 47V46H39ZM38 47V48H39ZM182 47V49L183 48H185L183 45L182 46H180V47H176V50H177V48H181ZM27 49H28V47H26ZM36 48V47H35ZM38 48H36L35 50H37L38 51ZM144 48V47H143ZM147 48V47H146ZM149 48V47H148ZM154 48V47H153ZM172 48H173V51H175L174 50V47L172 46ZM192 48H194V47H192ZM237 48V47H236ZM32 49V48H31ZM30 49V50H31ZM40 49V48H39ZM145 49V48H144ZM150 50H151V52H154V51H156V49H154V51H153V49H151V48H149ZM149 49H147L146 50V52L145 53H148V50ZM165 49H166V51H165ZM202 49V48H201ZM213 49V48H212ZM211 49V50H212ZM214 49H213V53H214ZM221 49H217L218 51H221ZM65 50V51H64ZM141 50H143V49H141ZM149 50V51H150ZM208 50V51H209ZM236 50H238V49H236ZM19 51V52H18ZM32 51H34V50H32ZM62 51H64L66 54H64V53H62ZM134 51H136V54H135V52ZM144 51V50H143ZM142 51V52H143ZM158 51V50H157ZM191 51V50H190ZM196 51V50H195ZM217 51V52H218ZM224 50H222L221 51V54H225V53H222ZM27 52V53H26ZM141 52V51H140ZM186 52V51H185ZM185 52H181L182 54L184 53L185 54ZM33 53H36V51L35 52H33ZM144 53V52H143ZM142 53V54H143ZM155 53H157V52H155ZM173 54H172V56L171 57H173V55H175V56H177V57H174L173 59L175 60L176 59V61H175V64L174 65H176V69L178 68V70H180V72H178L177 74H180V73H182L183 71H182V64H183V62H185L186 60L185 59H187L188 60V62H187V64L186 63H184V65L183 66H185V65H188V63H189V65L191 64L192 65V63H190V62H193L194 63V61H191V60H193L194 58L192 57V59L191 58H189V57H187L186 56V58H185V56H181V55H176L178 52H172ZM190 53V52H189ZM189 53H186V54H189ZM205 53H206V51H204L203 53H201V54H203V55H205ZM208 53V54H207ZM206 54L207 55H209L210 53L209 52H207ZM219 53V52H218ZM239 53V52H238ZM10 54V55H9ZM149 54H151V53H148V55L147 54H143L144 56L145 55H147V56H149ZM185 54V55H186ZM195 54V53H194ZM220 54V55H221ZM3 55V56H2ZM170 55V54H169ZM168 55V56H169ZM191 55V54H190ZM212 55H214V54H212ZM233 55H235V54H233ZM28 56H31L30 58L28 57ZM156 56H158V55H156ZM178 56H180V61H177L178 59ZM199 56V55H198ZM21 57H19V58H21ZM141 57V58H140ZM150 57V56H149ZM153 57V56H152ZM152 57H150L149 58V60H148V63H153L154 61H155V59L153 58V60H151L152 59ZM181 57H183L184 59H182ZM195 57V56H194ZM212 56H210V58H211ZM14 58V56H13V59H15ZM146 58V57H145ZM166 58H168V57H166ZM165 58V60L167 61V59ZM204 58H206V56L204 57ZM213 58H216V59H213ZM217 56L216 57H212V59L213 60H217ZM17 59V58H16ZM49 59V58H48ZM74 59H77V60H75V61H73ZM146 59H148V57L146 58ZM158 59V58H157ZM171 59V58H170ZM189 59H191L190 60V62H189ZM198 59V58H197ZM211 59V60H212ZM23 60H18V61H23ZM43 60V59H42ZM47 60V59H46ZM56 60H58V62H59V59H56ZM142 60V59H141ZM158 60H160V59H158ZM165 60H163V61H165ZM181 60H185V61H183V62H181ZM198 60H201V59H198ZM204 60V59H203ZM212 60V61H213ZM44 61V60H43ZM72 63H71V62ZM142 61H144V60H142ZM151 61V62H150ZM165 61V62H166ZM169 61V60H168ZM197 61V60H196ZM195 61V64H197V62ZM211 61V62H212ZM14 62H16V60L14 61ZM25 62V61H24ZM45 62V61H44ZM61 62H59V63H61ZM139 62H141V61H139ZM157 61H155L154 62V65H156V64H158L160 61H158L157 63H156ZM162 62V61H161ZM171 62H173V60L171 59ZM164 63V64H166L165 65V67L166 68H164L163 66H161V67H163V69L165 70V69H167V66H170V68L169 69H174L175 70V67H172V65H173V63ZM176 62H178V64L176 63ZM200 61H198V63H199ZM211 62L210 63H208V64H211ZM214 62V61H213ZM17 63V62H16ZM46 63V62H45ZM137 63H138V67H137ZM156 63V64H155ZM207 62H205L204 64H206ZM17 64H20L19 66H21V65H25L26 66V64H21V62L20 63H17ZM46 64H48V62L46 63ZM164 64H162V65H164ZM170 64H172V65H170ZM181 64V65H180ZM199 64H201V63H199ZM27 65V66H28ZM149 66L150 65H153V64H148ZM12 66H14V65H12ZM30 66H29V68H30ZM73 66V65H72ZM144 66H146V65H144ZM158 66V65H157ZM177 66H179V67H177ZM180 66H181V69H180ZM197 66H198V64H197ZM196 65L195 66H191V67H197ZM201 66H203V65H201ZM8 67H11V63H10V65L8 66ZM17 68H15V69H19V67L18 66H16ZM24 67V66H23ZM22 67V68H23ZM44 67V66H43ZM47 67V66H46ZM152 67V66H151ZM158 67H160V66H158ZM205 67H207V66H205ZM209 67H211V66H209ZM208 67V68H209ZM26 68V67H25ZM24 68V69H25ZM27 69V70H30V69ZM34 68V67H33ZM36 68V67H35ZM34 68V69H35ZM70 68V67H69ZM143 68V67H142ZM147 68V66L145 67V68H143V70L145 69L147 72H151L152 71V73H153V75H155V72H154V70L153 69H146ZM155 68V67H154ZM185 68V67H184ZM183 68V70H186V69H184ZM199 68V67H198ZM197 68V69H198ZM9 69V68H8ZM38 69V68H37ZM40 69V68H39ZM127 69V70H126ZM141 69V68H140ZM139 69V70H140ZM158 70H159V68H157ZM162 69V68H161ZM200 69V68H199ZM198 69V70H199ZM205 69V68H204ZM21 70V72H25V71H27V70H22V69H20ZM41 70V69H40ZM59 70H60V72H59ZM142 70V69H141ZM140 70V71H141ZM142 70V71H143ZM149 70V71H148ZM157 70V71H158ZM162 70V73L160 72L161 70H159V73L160 74H164V72H167V70ZM172 71V72H176V71ZM193 70V69H192ZM195 70V69H194ZM198 70H196V71H198ZM201 70V72L202 71H204L203 70V68L202 69H200ZM205 70H208V69H205ZM9 71V70H8ZM17 72L16 73H18V72H20V71H18V70H16ZM32 71H33V69H32ZM35 71H37L36 69L33 71V72H35ZM117 71V72H116ZM169 71H171V70H168V72ZM209 71H211V70H208V71H206V72H209ZM20 72V74H22ZM28 72V71H27ZM33 72H29V73H27L28 75L29 74H33ZM38 73H39V70L37 71ZM86 72V71H85ZM116 72V73H115ZM129 72H132L131 74L129 73ZM145 72V71H144ZM171 72V73H172ZM37 73V74H38ZM170 73V72H169ZM184 73V72H183ZM187 73V71H185V73H184V78H185V76H187V75H185ZM199 73V72H198ZM27 75L26 73H23V75ZM31 74V75H32ZM35 74V73H34ZM34 74L32 75V77L31 78H33L34 77ZM145 74L146 73H143V75L145 76ZM150 74V73H149ZM148 73H147V75L146 76H148L149 75ZM159 74V75H160ZM167 74V73H166ZM6 75V74H5ZM12 75V74H11ZM16 75V74H15ZM21 76L22 77V79H21V77H19L18 75H16L17 77H15L19 82H18V85H19V87H21L22 89H24V87L22 86V84L23 83H25V82H22V80H23V77L24 76ZM165 75V74H164ZM173 75V73L172 74H170V76H172ZM193 75V74H192ZM2 76H4V75H2ZM30 76V75H29ZM39 76H41V73L39 74ZM136 76H134L135 78H136ZM156 76V75H155ZM161 76V75H160ZM169 76V75H168ZM180 76H182V74L181 75H178V77H180ZM182 76V77H183ZM26 77V76H25ZM35 77H36V75H35ZM152 77V76H151ZM150 77V78H151ZM176 77V75L174 76V78ZM2 78V77H1ZM3 78H5V77H3ZM11 78H13V77H11ZM43 78V77H42ZM159 77H154V79H158ZM163 78H164V80H162L161 78H160V80L159 81H166V78L167 77H164L163 76ZM169 78H171V77H169ZM188 78H190V77H187V79ZM36 78H34V80H35ZM82 79V80H81ZM134 81H136L134 78H132ZM153 79V78H152ZM186 79V78H185ZM26 80H29V81H32V83H33V81L34 80H31V79H26ZM81 80V81H80ZM148 80V79H147ZM169 80H173V78H171V79H169ZM175 80V79H174ZM181 80V79H180ZM1 81V80H0ZM5 81V79L3 80V82ZM23 81H25V78H24V80ZM29 81H27V82H29ZM36 81H37V79H36ZM149 82H150V80H148ZM155 81V80H154ZM153 81V82H154ZM178 81V80H177ZM182 81V80H181ZM180 81V82H181ZM26 82V83H27ZM118 82V83H119ZM138 82V81H137ZM144 82H146V81H144ZM162 82H160L161 83V85H163V83ZM169 82H172V81H169ZM176 82V81H175ZM2 83V82H1ZM42 83V82H41ZM151 83V82H150ZM155 83V82H154ZM154 83H152L151 85L152 86H155V84ZM174 82H172V84H173ZM179 83V82H178ZM183 83V82H182ZM186 83V82H185ZM28 85L29 84H31V83H27ZM34 84H35V82H34ZM39 84V83H38ZM42 84H44V83H42ZM46 84V83H45ZM80 84V85H81ZM116 84H117V82H116ZM146 84V86H147V83H145ZM149 84V83H148ZM190 84V83H189ZM2 85H5V84H0V88H2L1 89V91L0 92H2V90H4L6 87L5 86H3V87H1ZM138 85V84H137ZM136 84L134 85V86H132V87H136L137 86ZM167 85H169V84H167ZM181 84H179L178 86H180ZM25 86V85H24ZM35 86H38L39 87V85H35ZM45 86H47V85H45ZM119 86V85H118ZM130 86V87H131ZM138 86H140L141 87V85H138ZM150 86V85H149ZM147 86V89H149V88H153L152 86ZM164 86H165V84H164ZM170 86V85H169ZM171 86H174V85H171ZM181 86H183V85H181ZM190 86V85H189ZM10 87H12V86H10ZM14 87V86H13ZM31 87V88H30ZM79 87H81L82 88V86H79ZM167 87V86H166ZM186 87V86H185ZM17 88H18V86H17ZM27 88H30V89H34L35 87L33 86L32 87V85H29V87H27ZM119 88H121V87H119ZM161 88H163V86L162 87H160V89ZM190 88V87H189ZM188 88V89H189ZM30 89L28 90V89H26L27 91L26 92H28V91H30ZM47 89V88H46ZM84 89H82V90H84ZM136 89H137V87H136ZM139 89V88H138ZM137 89V90H138ZM164 89V88H163ZM167 89V88H166ZM170 89V88H169ZM40 90V89H39ZM45 89H43V91H44ZM140 90H142V89H140ZM152 90H156V89H152ZM171 91H172V89H170ZM169 90V91H170ZM185 90V89H184ZM4 91H6V90H4ZM21 90H19V92H20ZM125 91V90H124ZM129 91V90H128ZM135 91L136 90H133V92L135 93ZM157 91V90H156ZM156 91H153L154 93L156 92ZM163 94H165L166 92H163L162 90H160ZM165 91V90H164ZM185 91H187V89L185 90ZM18 92V93H19ZM38 92V91H37ZM133 92H131L130 91V93L129 94H132ZM142 92V91H141ZM175 92H176V90H175ZM181 92V91H180ZM179 92V93H180ZM43 93V92H42ZM80 93V92H79ZM138 93V92H137ZM148 93V92H147ZM159 93V92H158ZM161 93V94H162ZM168 93V92H167ZM172 93H173V91H172ZM182 93V92H181ZM20 94H22V95H24V94H26V93H23V92H21ZM30 92H29V94H27V95H29L30 96ZM128 94V96H127V99H129V98H131L132 97V95H129ZM143 94V93H142ZM144 94H145V92H144ZM143 94V96H146V95H144ZM155 94H157V93H155ZM155 94H152V95H154L155 96ZM160 94V93H159ZM169 94V93H168ZM171 94V93H170ZM186 94V93H185ZM1 95V97H2V94H0ZM7 95V94H6ZM18 95V94H17ZM32 95V94H31ZM33 95H35V94H33ZM40 95H42L41 93H40ZM77 95H80V94H77ZM81 95H83L82 93H81ZM147 95H149V93L147 94ZM179 95V94H178ZM8 96V95H7ZM11 96V95H10ZM20 96V95H19ZM47 96V97H48ZM118 96H120V97H118ZM131 96V97H130ZM135 97L137 96V95H134ZM140 96V95H139ZM161 96H166V95H161ZM176 97H178L177 95H175ZM12 97H14V96H12ZM21 97V96H20ZM50 97H52V99L50 98ZM124 97H126V96H124ZM129 97V98H128ZM135 97H133V98H135ZM146 97H148V96H146ZM152 96H150L149 98H151ZM159 97V96H158ZM164 97H160V98H164ZM179 97H182V98H184L183 97V95L182 96H179ZM186 97V96H185ZM193 97H195V96H193ZM16 98V97H15ZM77 98V100H79L78 98L79 97H76ZM123 98V97H122ZM168 98V97H167ZM170 98V97H169ZM172 98V97H171ZM8 99H10V98H6V97H4L3 98V100H2V102H6V101H8ZM21 99H24V98H21ZM27 99V100H26ZM26 99H24L25 101H29V102H27L28 104L29 103H32L31 102V100H33V98L31 99H29L28 100V98H26ZM36 99V98H35ZM142 99H144V100H146L145 99V97H143ZM157 99V98H156ZM155 99V100H156ZM181 98H179V100H180ZM192 99V98H191ZM190 99V100H191ZM24 100H22V102H25ZM101 100V99H100ZM131 103H133L134 101H136V100H134L133 101V99L131 98ZM148 100V99H147ZM146 100V101H147ZM151 100V99H150ZM173 100H174V98H173ZM177 100V99H176ZM184 100V99H183ZM187 100V99H186ZM1 101V100H0ZM19 101H21V100H19ZM34 101V100H33ZM39 101V100H38ZM37 101V102H38ZM46 101L48 102V100L46 99ZM146 101L144 102V103H146ZM149 101V100H148ZM147 101V102H148ZM169 101V100H168ZM185 101V100H184ZM2 102H0V103H2ZM11 102V101H10ZM35 102V101H34ZM43 102H45V101H43ZM42 102V103H43ZM79 102V101H78ZM93 102L95 103V104H93ZM102 102V101H101ZM139 103H141L140 101H138ZM155 102V101H154ZM160 102V101H159ZM165 102V101H164ZM188 102V101H187ZM21 103V102H20ZM19 103V104H20ZM127 102L125 101V103L124 104H126ZM148 103H150V102H148ZM148 103L146 104V105H148ZM156 104H157V101L155 102ZM154 103V104H155ZM191 103V102H190ZM6 104V103H5ZM5 104H0V105H5ZM11 103H9V105H10ZM14 104V103H13ZM18 104V103H17ZM22 104H24V103H22ZM28 104H25V105H28ZM37 105H38V103H36ZM35 103H34V106H32V107H35V106H37ZM44 105H46V103H43ZM136 104H137V101H136ZM136 104H134V105H136ZM161 104H163L162 103V101H161ZM161 104L159 103V105L161 106ZM168 104H170V103H168ZM8 105V106H9ZM16 105V104H15ZM75 105H80V104H75ZM95 105V106H96ZM102 105V104H101ZM100 105V106H101ZM128 105V104H127ZM129 105H131L130 103H129ZM138 105H140V104H138ZM137 105V106H138ZM146 105H144V107L146 106ZM158 105V106H159ZM164 105H167V104H165L164 103ZM171 105V104H170ZM176 105V104H175ZM178 105H180L179 104V102H178ZM177 105V106H178ZM182 105H183V103H182ZM185 105H186V102H185ZM6 106V105H5ZM5 106H3L4 108H6ZM11 106V105H10ZM54 106V108H50L51 106H49V108H47L46 110H48V109H56V107ZM143 105H140V108L142 107ZM149 106V105H148ZM172 106V105H171ZM3 107H0V108H3ZM97 107V106H96ZM135 107L136 106H134V108H133V106L131 107V108H133V109H135ZM155 107V106H154ZM182 107V106H181ZM4 108L3 109H1V110H4ZM9 108V107H8ZM27 108H30L31 109V107H29V105H28V107ZM36 108V107H35ZM31 109V110H36V109ZM44 108V107H43ZM42 108V109H43ZM100 108V107H99ZM98 108V109H99ZM137 108H139V106L138 107H136V109ZM158 108H160V107H158ZM166 108V107H165ZM169 108V107H168ZM183 109H187V108H185V107H182ZM132 109V110H133ZM145 109V108H144ZM146 109H150L149 107H147ZM157 109V108H156ZM161 109V108H160ZM167 109V108H166ZM170 109V108H169ZM15 110V109H14ZM57 110V109H56ZM56 110H54V111H56ZM87 110V111H88ZM128 110H130V109H128ZM132 110H130V111H132ZM143 110V109H142ZM163 110H164V108H163ZM179 110H181V108L179 109ZM5 111V110H4ZM13 111V110H12ZM37 111V110H36ZM41 111H44V110H41ZM40 111V112H41ZM51 111H53V110H51ZM86 111V114L87 113H89V111L87 112ZM133 111H136V110H133ZM141 111V110H140ZM143 111H145V110H143ZM147 111L148 110H146L145 112L146 113H144V114H147ZM161 111V110H160ZM182 111H185V110H182ZM0 112H2L3 113V111H0ZM15 112H17L24 120H26L27 119V117H28V112L26 111V109L23 107V106H19L18 107V109L17 110H15ZM50 112V111H49ZM91 112V111H90ZM119 112H121L120 114H119ZM137 112L138 113H135V112H133V113H135L136 115L138 114V115H140V113H139V111H138V109H137ZM142 112V111H141ZM185 112H188L187 110L185 111ZM45 113H48V111L47 112H45ZM53 114H57L58 112H52ZM92 113H94V112H92ZM128 113H130V112H128ZM127 113V114H128ZM16 114V113H15ZM42 114H44V113H42ZM42 114H40L39 113V117H41V115ZM119 114V115H118ZM141 114H143V113H141ZM165 114V113H164ZM167 115H168V113H166ZM165 114V115H166ZM170 114V113H169ZM0 115H2V116H4V113L3 114H0ZM8 115V114H7ZM10 115H12V114H10ZM18 115V116H19ZM45 115H47V114H45ZM60 115H61V113H60ZM72 115V114H71ZM128 115H131V113L130 114H128ZM132 115H134V114H132ZM136 115H134L135 116V118H136ZM187 115V114H186ZM188 115H189V113H188ZM214 115V114H213ZM216 115V114H215ZM15 116V115H14ZM17 115L15 116V117H18ZM65 117V115H62V117ZM74 116V117H75ZM93 116V118L95 117L94 115H92ZM145 119H143V120H145L146 122H148L147 121V119L148 120H150L151 122H152V120L153 119H151V118H154V117H149V118H147L146 119V117H148V116H146L145 117V115H142ZM152 116V115H151ZM173 116H175L174 114L173 115H171V117L168 115V117L169 118H174ZM185 116V115H184ZM4 117H6V116H4ZM11 117V116H10ZM50 117H51V115H50ZM50 117H48V118H50ZM62 117H60V118H57V119H60V121H61V118ZM64 117L62 118V121L63 120H65L64 119ZM87 117H89L88 115H87ZM126 117V116H125ZM142 117V118H143ZM178 117H182V119L184 118V120H185V126H186V128L184 127H182V129H187V130H185V131H189V132H191V130H192V128L194 127L193 126V123L189 120V119H187L186 117H183V116H176V118H174V119H176L175 121H181V122H184V120H180L181 118H178ZM194 117H197L196 115L194 116ZM214 118H216L215 116H213ZM9 118V117H8ZM55 117H54V119H53V121L56 119ZM66 118H67V114H66ZM98 118V117H97ZM126 118H128V117H126ZM129 118H130V116H129ZM157 118H158V120H159V122H160V124H162V122H163V113L162 112H158L157 113ZM223 118V117H222ZM1 119L2 118H0V122H2V123H0V130L1 131H3V132H0V175H2V176H4V179L2 180V181H0V182H8V183H10V182H14L15 184H16V182H17V180L18 179H21V178H19V176L20 175H22L23 174V172H25L24 171V169H25V165H26V163H25V161L24 160H22V156H24V159H25V157H28V159H29V161H31L32 163L31 164H34V163H37V161L38 160H40L42 163H43V165L44 166H46V165H48L49 163H51V160L48 158L49 156H51V155H47L46 156V154H48V153H46V154H36V152L35 151H32L31 150V148H26L25 150L24 149H22L23 148V146L21 145V146H17V147H22V148H20V149H17L18 151H19V158H17V159H14L12 162H10V161H8V160H2V157H4L6 154H7V156L8 157H11L12 158V156H11V154L10 155H8L11 151H13V149H14V147H12L11 146V142L9 143L8 142V139H7V137H8V135L10 134V135H12L11 133H12V131L14 130V129H10V128H12L13 127V125H12V127L10 126L11 124H12V122H11V124L9 123V122H4L5 120H4V118H3V120L1 121ZM5 119H7V117L5 118ZM11 119V118H10ZM14 119V118H13ZM40 119H46V117L44 118V117H42V118H40ZM39 119V120H40ZM69 119H71L72 120V118H69ZM74 119H76V118H74ZM73 119V120H74ZM138 119H140V120H138ZM138 119H132V120H137L138 121V127H139V129L140 130H142V133L143 134H146V135H149V134H151L150 132L151 131H149V129H152L154 126V124H150L149 123V125L146 123V122H143V120L141 119V117L139 118L138 117ZM177 119H179V120H177ZM24 120H21V122L23 121L24 122ZM46 120H49V119H46ZM46 120H44V121H46ZM72 120V121H73ZM97 119L95 118V121H96ZM104 120H109L108 122H109V124H107L108 126H106V124L104 125ZM121 121L122 120V122L123 121H127L128 123H124V124H126L127 126L130 124V126H132L131 128L130 127H126V125H122V129H123V127H126L125 128V130H127V131H124V133H123V136H122V133H118V131H116V130H119V128L117 127V126H119L120 127V125L121 124H123V123H121L120 125H117V122L118 121ZM142 120V121H141ZM198 120V119H197ZM211 120H214V119H211ZM218 120V119H217ZM216 120V121H217ZM6 121H8V120H6ZM9 121H11V120H9ZM44 121H42V122H44ZM50 121H51V118H50ZM68 120L66 119V121L65 122H61V123H66ZM70 121V120H69ZM71 121V122H72ZM74 121H76V120H74ZM131 121V120H130ZM140 121V122H139ZM153 121H155V119L153 120ZM165 121H166V119H165ZM215 121V120H214ZM4 122V123H3ZM41 122V121H40ZM46 122H48V121H46ZM71 122H69V124H71ZM156 123H155V125L157 124V120L155 121ZM5 123H9L8 124V126L5 124ZM49 123L50 122H48L47 124L49 125ZM57 123H59V124H57ZM73 123H75V122H73ZM22 124H24V123H22ZM21 124V125H22ZM46 124V123H45ZM47 124L46 125H44L43 124V126L44 127H48L47 126ZM54 124V123H53ZM80 124H83V125H81V126H85L87 129H85V130H89L88 128L89 127H87L86 125H84V123H81V121H80V123H79V125ZM89 124V123H88ZM98 124V123H97ZM119 124V123H118ZM215 124V123H214ZM250 124V123H249ZM248 124V125H249ZM21 125H19V124H17V126H19L20 127V131H18L17 130V135H19L20 134V132H21V128L22 127H24V126H21ZM25 125V124H24ZM55 125H60V122H57V121H55ZM55 125H52V126H55ZM73 125V124H72ZM74 125H78L77 124V122H76V124H74ZM90 125V124H89ZM117 125V126H116ZM151 125H152V128H151ZM182 125H183V123H182ZM181 125V126H182ZM197 125H199V124H197ZM213 125V124H212ZM217 125V127H218V124H216ZM215 125V126H216ZM9 126H10V128H9ZM35 126V125H34ZM40 126V125H39ZM62 126H64V125H62ZM70 126V125H69ZM69 126H67V127H69ZM80 126V127H81ZM157 126V125H156ZM200 126H201V124H200ZM206 125H204L203 127H205ZM38 127V126H37ZM43 127V128H44ZM49 127H51L50 125H49ZM48 127V128H49ZM71 127H74V126H71ZM71 127H69V128H71ZM76 127V126H75ZM172 127V126H171ZM213 127V126H212ZM211 127V128H212ZM16 128H18V127H16ZM15 128V129H16ZM35 128V127H34ZM48 128H45V129H48ZM53 128H55V127H53ZM49 129V131L50 130H52V131H55L54 129ZM65 128V127H64ZM68 128V129H69ZM77 128H79V127H77ZM118 128V129H117ZM170 128V127H169ZM211 128H209V131H208V138H210L209 136H211V140H209V141H212V143L215 145L216 143H217V141H218V138L216 137V135H213V128L211 129ZM19 129V128H18ZM28 129V128H27ZM67 129V130H68ZM132 129H136V131H138L137 130V128H132ZM154 130H155V128H153ZM160 129V128H159ZM167 129V128H166ZM178 129V128H177ZM180 129V128H179ZM219 129V128H218ZM263 129H264V114H263V116H262V118L258 121V123H257V126H256V129H255V134H254V138H253V141H252V145H251V148H250V152H249V159H248V163H247V172H246V176H245V178L239 183V185L236 187V188H234V189H232V191L231 192H229V190H228V193H227V195H228V198L226 197L225 198V201H224V206H225V212H224V215H223V217H222V219L220 220V222H219V226H223L225 229H226V231H228L229 233H231V234H233V236H234V244L233 245H229L228 244V248H227V250H228V252H229V254H230V259H231V263L230 264H251V261H250V257H249V248H248V254H247V251H246V249H245V247H241V234H243V233H245V232H247L248 230V233L250 234V237H251V243H250V246H252L253 248H254V251H255V259H254V264H259V252H258V246H259V243H260V240H261V236H262V232H261V227H262V224H263V213H264V206H263V201H261L260 200V196H259V183H258V181H256V180H254V177H253V170H254V167H251V160H250V157H251V153H252V151L254 150V148H255V142H256V140H257V137H259L260 136V134L262 133V131H263ZM28 130H30V129H28ZM27 130V131H28ZM70 130V129H69ZM75 130V129H74ZM78 130V129H77ZM76 130V132H82V133H80V134H82V136H85L86 135V131L85 132H83L82 130H84V129H82L81 131H77ZM153 130V131H154ZM169 130V129H168ZM200 130V129H199ZM216 130V129H215ZM45 131V130H44ZM48 131V130H47ZM52 131H50V132H52ZM130 131V130H129ZM131 131H134V130H131ZM130 131V132H131ZM174 131V130H173ZM177 131H179V132H177ZM177 131H174V132H176V133H180L181 131L180 130H177ZM193 131H195V132H197L196 130H193ZM11 132V133H10ZM50 132H47L48 134H50ZM119 134L118 135V137H116V135H117V133ZM130 132H128V133H130ZM213 132V133H212ZM46 133V134H47ZM71 133H73V132H71V130H70V132L69 133H66V134H71ZM85 135H84V134ZM132 133H134V134H136V133H140L139 131L138 132H132ZM156 133H157V131H155L153 134H154V136H153V138H155L156 137ZM165 133H166V131H165ZM182 133V132H181ZM14 134H16V133H14ZM28 134V133H27ZM38 134V133H37ZM46 134H44V135H46ZM55 134V133H54ZM80 134H78L79 135V137H80ZM87 134H88V132H87ZM152 134V135H153ZM189 134V133H188ZM193 134V133H192ZM205 134V133H204ZM57 135V134H56ZM72 135H74V136H78V135H76L75 133H73ZM89 135V134H88ZM129 135H132L131 133L129 134ZM141 136L142 137V142L141 143H143L144 144V141H147V138H146V140H143V136L144 135H141V134H136V135H132V137L131 136H129V137H131V138H133V136H136V137H138V136ZM157 135H159V133H157ZM161 135H163V134H161ZM28 136V135H27ZM50 136H52V135H50ZM58 136H60V135H58ZM67 136V135H66ZM164 137L163 138H166V140H168L169 139V141H170V137L169 138H167L166 136H168V133H167V135L165 136V135H163ZM176 136H179V138H180V135L179 134H176ZM186 136V135H185ZM21 137V134H20V136H19V138ZM31 137V136H30ZM34 137V136H33ZM40 137V136H39ZM45 137V136H44ZM46 137H48V138H50L49 137V135H46ZM56 137V136H55ZM55 137L53 138V139H55ZM63 137V136H62ZM79 137H77V138H79ZM86 137V136H85ZM126 137H127V135H126ZM126 137H124V139L126 138ZM141 137H140V139H141ZM145 137V136H144ZM158 137V136H157ZM159 137H160V135H159ZM158 137V139H160ZM188 137V136H187ZM195 137V136H194ZM10 138V137H9ZM36 140L38 139H42V138H36V137H34ZM33 138V139H34ZM52 138V137H51ZM50 138V139H51ZM58 137H56V139H57ZM65 137H63V138H61V137H59V139H58V145L57 146H55V147H57V148H61V149H63L62 147H63V145L64 144H66V142H63L64 140H66V139H64ZM66 138H68V137H66ZM70 138H72L71 136L68 138V139H70ZM76 137H74V139H75ZM152 138V139H153ZM34 139V140H35ZM53 139L51 140V141H53ZM60 139H63V141L62 140H60ZM123 139V140H124ZM130 139V138H129ZM137 139H139V138H137ZM191 139H193V138H191ZM18 141H19V139H17ZM29 141H30V139H28ZM75 140H77V139H75ZM122 140V141H123ZM131 141H133L132 139H130ZM153 140H156V139H153ZM186 140V139H185ZM11 141H13V142H15L16 143V141L15 140H13V138H11ZM23 141V140H22ZM45 141V140H44ZM66 141H68V140H66ZM91 141V140H90ZM125 141V140H124ZM141 141V140H140ZM149 141V140H148ZM157 141V140H156ZM162 141V140H161ZM160 141V142H161ZM164 141V140H163ZM162 141V142H163ZM184 141V140H183ZM193 141H194V139H193ZM198 141V140H197ZM258 141L259 140H257V143H258ZM12 142V143H13ZM24 142V141H23ZM87 142V144H89V145H83V147H79V144H76V145H78V148H83V149H77V150H75L76 149V147H74V150H75V152L77 151V153H74V151H73V153L72 152H70L71 153V155L70 156H72L73 158H74V156L73 155H75V154H81V153H78V151L80 150L82 153H84V154H87V153H90V151H89V149H91L90 148V143H88V141H86ZM129 142V141H128ZM135 142L136 141H134V142H132L133 144H135ZM152 141H149V142H147V143H151ZM165 142L166 141H164L163 143H164V145L163 146H166L167 145V143L165 144ZM19 143V142H18ZM67 143H69V141L67 142ZM79 143V142H78ZM124 143V142H123ZM138 143V142H137ZM137 143H136V148L138 147V145H137ZM158 144H159V142H157ZM183 143V142H182ZM211 143V142H210ZM256 143V145H258ZM17 144V143H16ZM16 144H14L15 145V147H16ZM20 144V143H19ZM21 144H22V142H21ZM51 143H49V146H53L52 148H54V149H56L55 147H54V144H53V142H52V145H50ZM83 144H86L85 142L83 143ZM125 144V143H124ZM131 144V143H130ZM130 144H128V145H126L127 147V150L129 149V145ZM154 144V143H153ZM178 144L179 143H177V147H178V149H176V147H175V149H172V148H174V147H172L171 148V145H167V146H170V148L173 150V151H169V150H171V149H169L168 147V151L170 152H168L167 151V148L166 147H164V148H157L156 146H154L155 147V149L153 150V151H157L158 153H160L159 154V156H157L158 158H160V155H165V156H167V154L169 153V154H175L176 156H180V154H181V151H182V146H181V144L178 146ZM191 144V143H190ZM193 144V143H192ZM13 145V146H14ZM76 145H74V146H76ZM109 145V147H107ZM161 144H160V146H162ZM213 145V146H214ZM45 146V145H44ZM48 146V145H47ZM46 146V147H47ZM66 146V145H65ZM134 148H133V147ZM143 146H146L145 144L143 145ZM162 146V147H163ZM190 146V145H189ZM188 146V147H189ZM26 147H32V146H28V145H26ZM40 147H42V146H40ZM46 147H44V148H46ZM68 147H72L70 144L68 145L67 144V148ZM87 147V149H86V151H88L87 153H85L86 151H85V148ZM91 147H93V144L91 145ZM130 147H132L131 149H135V145H130ZM182 147V148H181ZM192 147V146H191ZM73 148V147H72ZM89 148V149H88ZM141 148V147H140ZM143 148V147H142ZM180 148V149H179ZM46 149H49L48 147L46 148ZM69 149H71V148H69ZM68 149V150H69ZM131 149H129V150H131ZM149 148H147L146 150H147V153H145L146 155H148V154H151V150H150V153H148V150ZM184 149V148H183ZM16 150V149H15ZM26 150H30V152H28V151H26ZM42 150H44L43 149V147H42ZM60 149H58L57 151H59ZM68 150H67V152H68ZM73 150V149H72ZM176 150V151H175ZM48 151V150H47ZM53 152H54V150H52ZM64 151V150H63ZM62 151V152H63ZM93 151V150H92ZM92 151H91V153H92ZM124 151H126V150H124ZM185 151V150H184ZM257 151V149H255V152ZM52 152V153H53ZM62 152H59V154L61 153L62 154ZM177 152V153H176ZM187 152V151H186ZM33 153H35V154H33ZM64 153H66V152H64ZM69 153V152H68ZM153 153V152H152ZM183 153H185V152H183ZM14 154V153H13ZM53 154H55V153H53ZM83 154V155H84ZM132 154V153H131ZM130 153L129 154H124V156L127 158V157H129V159H127V160H133L134 161V156H130L131 155ZM143 154V153H142ZM15 155V154H14ZM66 156H67V154H65ZM82 155V158L80 157V159L79 160H83V158H85L84 156ZM88 155V154H87ZM91 155V154H90ZM93 155V154H92ZM91 155V156H92ZM127 155H129V156H127ZM139 155V154H138ZM146 155H143L144 156V158H146ZM162 155V156H163ZM182 155V154H181ZM62 156H63V154H62ZM65 156V157H66ZM70 156L68 155L66 158H69V161L70 160H72L71 158H70ZM140 156V155H139ZM149 156H151V155H148V157ZM153 156H155V155H153ZM164 156V157H165ZM256 156V155H255ZM54 157H56V155H54ZM87 157H90V156H87ZM123 157V156H122ZM131 157V158H130ZM254 157V156H253ZM252 157V158H253ZM59 158H61V157H59ZM59 158L57 157V160L55 161V162H57V161H59ZM118 158H121V157H118ZM138 158V157H137ZM169 158V157H168ZM27 159V160H28ZM52 159V158H51ZM64 158H62V160H63ZM75 159H77V158H75ZM89 160V162L90 161H93V159L92 160H90L89 158H85V160ZM122 159V158H121ZM121 159H119V160H121ZM143 159V158H142ZM150 159V158H149ZM154 159H155V157H154ZM165 159V161L166 162H172V160L171 161H168L166 158H164ZM170 159H172V158H170ZM26 160V161H27ZM62 160H61V162H62ZM65 160H68V159H65ZM65 160H64V162H65ZM74 160V159H73ZM78 160V161H79ZM84 160V161H85ZM86 160V161H87ZM130 161V162H133V161ZM136 160V159H135ZM144 160V159H143ZM159 160V159H158ZM77 161V160H76ZM77 161V162H78ZM83 161V162H84ZM108 161V160H107ZM138 161H141V158H140V160H137V164H139V162ZM145 161H149V160H145ZM155 161V160H154ZM154 161H152V163L154 162ZM160 161V160H159ZM161 161H162V159H161ZM161 161H160V163H161ZM39 162V161H38ZM60 161L59 162H57V165L59 164V163H61ZM76 162V163H77ZM83 162H80V163H83ZM116 162H118L117 164H119V161L118 160H116V161H114L113 163L115 164ZM123 162H124V160H123ZM136 162V161H135ZM65 163H68V162H65ZM141 163V162H140ZM159 162L157 161L156 163L154 162L153 163V165H157ZM162 163H164L163 161H162ZM11 164H12V166H13V170H10V166H11ZM84 165L85 164H87V162L86 163H83ZM134 164V163H133ZM143 164H146V162L145 163H143ZM143 164H141V165H143ZM149 163H147V165H148ZM167 164V163H166ZM166 164H161V166H160V168L158 169V170H154L156 173H158L159 171V178H161V179H163L164 177H165V173H167L168 174V171H169V168H168V166L166 165ZM40 165H42V164H40ZM73 165V164H72ZM94 165V164H93ZM109 165H110V162H109ZM112 165V164H111ZM123 165V164H122ZM124 165H128L129 167H125V168H128V169H126V170H124V171H130L129 169H131V167H130V165L129 164H127V163H125L124 162ZM27 166H30V165H27ZM26 166V167H27ZM61 166H62V164H61ZM61 166H60V168H61ZM65 166V165H64ZM68 166H70V168L72 169V166L70 165V163L68 164ZM68 166H66V167H68ZM79 166V165H78ZM94 166V167H95ZM114 166H117V165H114ZM137 166H139V165H137ZM143 166H145V165H143ZM142 166V167H143ZM75 167H76V165H75ZM75 167H73V168H75ZM89 167H91V166H89ZM102 167H103V165H102ZM102 167L100 166V168L102 169ZM133 167V166H132ZM147 167H149V166H147ZM157 167V166H156ZM50 168H51V165H50ZM59 168V169H60ZM93 168V167H92ZM97 168V167H96ZM105 168V167H104ZM120 168L122 169V167L120 166ZM133 168H135V167H133ZM150 168H152V167H150ZM155 168V167H154ZM252 168H253V170H252ZM52 169V168H51ZM99 169V168H98ZM98 169H96V170H94V171H98V173H101V172H99L100 170H98ZM112 169V168H111ZM110 169V170H111ZM136 169H138V170H132V171H140L141 172V169H140V166L138 167V168H136ZM149 169V168H148ZM26 170V169H25ZM28 170V172H29V169H27ZM26 170V171H27ZM66 171H67V169H65ZM84 170V169H83ZM82 170V171H83ZM88 171V174L89 175H92L91 176V178H94V180H95V178H97V177H95L94 176V174H92V171L91 172H89V169H87ZM103 171L105 170V169H102ZM107 170V169H106ZM153 170V169H152ZM41 171V170H40ZM39 171V172H40ZM65 171V175L67 174V172ZM72 171H73V169H72ZM143 171V170H142ZM154 171H152V172H154ZM172 171V170H171ZM35 172V171H34ZM54 172H56V171H54ZM104 172H111V171H109V169L107 170V171H104ZM145 172H147V170L145 171ZM144 172V173H145ZM152 172L151 171H149V173H151L152 174ZM173 172H174V170H173ZM31 174L30 175H33L34 173H32V171L30 172ZM36 173V172H35ZM42 173H44V170L42 171ZM73 173V172H72ZM85 173V172H84ZM97 173V172H96ZM112 173V172H111ZM123 173H125V172H123ZM123 173H121V174H123ZM24 174H26V173H24ZM39 174V173H38ZM60 173H58V174H56V175H59ZM120 174V175H121ZM143 174V173H142ZM147 174V173H146ZM169 174H171V173H169ZM39 175H41V173L39 174ZM43 175V174H42ZM62 175V179H53L50 183H52V182H70V176H68V175ZM102 175H104V173L102 174ZM145 175V174H144ZM153 175H155V174H153ZM94 176V177H93ZM25 177V176H24ZM34 177V176H33ZM43 178L44 176H38V178ZM101 177V176H100ZM117 177V176H116ZM140 177V176H139ZM46 177H44V179H45ZM75 178V177H74ZM73 178V179H74ZM118 178V177H117ZM130 178H132V177H130ZM149 178V177H148ZM148 178H146V180L148 179ZM159 178H157L156 179V181L158 180L159 181ZM165 178H167V177H165ZM44 179L43 180H40L41 182H43V186H45V185H48V186H50V187H54V186H56L55 185V183H53V184H45V183H49V182H45L44 181ZM72 179V180H73ZM89 179V178H88ZM114 179V178H113ZM135 179H137V178H135ZM25 181H26V179H24ZM24 180L22 181V183H25L24 182ZM28 180V179H27ZM37 180H39V179H37ZM99 180H101V179H99ZM127 180V179H126ZM130 180H132V179H130ZM145 179H142V182L144 181ZM73 181H76V180H73ZM92 181V180H91ZM96 181H98V180H96ZM103 181H105V180H103ZM125 181V180H124ZM151 181V180H150ZM30 182V181H29ZM29 182H27L26 184H28ZM45 182V183H44ZM87 182V181H86ZM126 182V181H125ZM131 182V184H132V182H134V181H130ZM139 182V181H138ZM142 182H140L141 184H142ZM154 182H155V180H154ZM7 183V184H8ZM136 183V182H135ZM2 184V183H1ZM6 184V188L4 189L5 191H7L8 189H13L14 187H12V188H8L9 186ZM18 184V186H20L19 184L20 183H17ZM26 184L24 185L25 186V188H26ZM31 184V183H30ZM42 184V183H41ZM93 184H95V183H93ZM153 184H155V183H152V185ZM5 185V184H4ZM32 185H35V184H32ZM52 185V186H51ZM60 185V187H61V189L62 188H66L67 186V183H60L59 184ZM139 185V184H138ZM149 185V184H148ZM81 186V185H80ZM80 186H78L79 188L77 189L78 191H80L81 193H79V192H76L77 194H80L81 195V198L79 197V196H76L77 194L75 193L74 195L75 196H73V197H75L74 198V200L75 199H77L78 197V199H80V200H86V198L88 197H85V191H89L88 189H86L85 191H82V190H84L85 188H83L82 190H80ZM133 186V185H132ZM156 186V185H155ZM155 186H153V187H155ZM45 187H47V186H45ZM57 187V189L59 188L58 186H56ZM85 187V186H84ZM127 187V186H126ZM126 187H125V189H126ZM134 187H135V184H134V186H133V189H134ZM261 187V186H260ZM17 188H19V187H17ZM21 189H20V191H18L17 190V194H19V195H15V194H13V195H15V196H17V197H13V198H18L17 200H19V199H22V198H20V197H18V196H21L20 195V192H21V190L22 189H25V188H22V186L20 187ZM29 188V187H28ZM32 188V187H31ZM30 188V189H31ZM34 188V190H36V188H40L39 186L38 187H33ZM77 188V187H76ZM119 188V187H118ZM123 188V187H122ZM27 189V188H26ZM29 189V190H30ZM54 189V188H53ZM52 189V190H53ZM68 189H70V188H68ZM67 188L65 189V190H68ZM121 189V188H120ZM139 189V187H137V190ZM148 189V188H147ZM248 190V192L251 190V189H254L256 192H257V195H258V198H259V206H260V208H261V211H262V214L260 215L259 214V211H258V205L256 204V202L254 201V199H253V197H252V195L250 194L251 193V191H250V193L248 194V196H244V195H241V193L243 192V191H245V190ZM37 190H39V189H37ZM55 190V189H54ZM54 190L53 191H51V192H47V191H49V189H47L46 190V195L47 194H50V193H52V196L54 195ZM63 190V189H62ZM65 190H63V191H65ZM95 190V191H94ZM94 190H90L89 192H91V193H93L94 194V196H96V189H94ZM106 190L107 189H105V191H103V192H105V193H101V194H99V195H102V194H106V193H108V192H110V191H108V192H106ZM132 190V189H131ZM136 190V191H137ZM140 190H141V188H140ZM12 191H14V190H10V192L11 193H14V192H12ZM32 191H33V189L32 190H30V192H29V194H24L23 196V198H25V195H27V196H30V195H35L36 196V193L38 192V191H34V192H36L35 194H33L32 193ZM44 192H45V190H43ZM55 191H59V190H55ZM70 191H71V189H70ZM9 192V191H8ZM25 192V191H24ZM24 192H22L21 194H23ZM67 192H69V191H67ZM84 192V193H83ZM102 192V191H101ZM119 192V191H118ZM122 192H124L123 190H122ZM122 192H120L121 193V196H123V194H122ZM127 192V191H126ZM125 192V193H126ZM134 190H133V194H132V196L134 195ZM32 193V194H31ZM39 193L41 194H37V195H40L41 197H42V193H41V191H39ZM58 193V192H57ZM61 193V192H60ZM71 193V192H70ZM91 193H87V194H91ZM97 193H98V191H97ZM145 193V192H144ZM4 194V195H3ZM2 195L3 196H5V194H7L6 192H4ZM62 194V193H61ZM82 194H84V197L85 198H82L83 197V195ZM67 195H69V193L67 194ZM110 195V194H109ZM127 195V194H126ZM125 195V196H126ZM145 195V194H144ZM154 195V194H153ZM7 196H11L10 194L8 195H6V197H3V198H8ZM26 196V197H27ZM38 197L39 199L41 198V197ZM45 196V195H44ZM48 196H50V195H48ZM94 196L92 195V196H89V198H91V197H93V199H94ZM105 196H107V194L105 195ZM115 196H117V195H115ZM118 196H120V195H118ZM46 197V196H45ZM61 197L62 198H64V195L62 196L61 195ZM60 197V198H61ZM103 198H106V197H104V196H102ZM134 197V196H133ZM13 198H10V199H7V201H8V203H6V204H8L9 206H11L12 204L9 202V200H11L12 202L14 201L13 200ZM37 198V197H36ZM50 198V197H49ZM48 198V199H49ZM115 198V197H114ZM139 198V197H138ZM31 199V198H30ZM30 199H23L24 201L25 200H27V201H29L30 202ZM41 199H47V197L46 198H41ZM69 199V198H68ZM107 199H110V197H108L107 196ZM1 200V199H0ZM17 200L16 201H14L13 202V204L14 205H17ZM34 199H32L31 201H33ZM51 200V199H50ZM63 200V199H62ZM61 200V201H62ZM90 199H88V201H89ZM92 200V199H91ZM119 200V199H118ZM137 200V199H136ZM20 201V200H19ZM22 201V200H21ZM20 201V203H18V204H22V203H26V202H21ZM37 201V200H36ZM36 201L34 200V203H36ZM41 201V200H40ZM44 201H46V200H44ZM44 201H42V205H44V204H48V206H49V203H44ZM61 201H59V202H61ZM79 200H77L76 202H78ZM95 202H96V200H94ZM108 201H110V200H108ZM122 201H124V200H122ZM121 201V202H122ZM125 201H126V199H125ZM1 202L2 201H0V204H1ZM3 202H6V201H4L3 200ZM2 202V203H3ZM16 202V203H15ZM28 202V203H29ZM46 202H48V201H46ZM50 202H52V204L54 205V201L52 200V201H50ZM58 202V203H59ZM91 202V201H90ZM117 202V201H116ZM115 202V203H116ZM27 203V204H28ZM33 203V206L34 205H37V203L36 204H34ZM66 203V202H65ZM78 203H80V204H82L81 202H78ZM97 203V202H96ZM118 203V202H117ZM32 204V203H31ZM40 204H41V202L39 203V201H38V207L40 206ZM56 204V203H55ZM67 204V203H66ZM75 205H76V203H74ZM90 204H93V202L92 203H90ZM89 204V205H90ZM108 204H111V205H113L112 204V200H111V203H108ZM108 204H106L107 206V209H108ZM120 203H118V205H119ZM122 204V203H121ZM125 204V203H124ZM124 204L122 205V206H124ZM14 205H12V206H14ZM41 205V206H42ZM59 205H61V204H59ZM65 205V204H64ZM94 205L95 204H93V205H90V206H93L94 207ZM96 205H99L98 203L96 204ZM101 205H103V204H101ZM111 205H109V206H111ZM4 206H6V207H9V206H7V205H5V204H3V206L2 207H4ZM11 206V209L13 208V209H15L14 207H12ZM21 205H19V206H17L18 208L20 207ZM40 206V207H41ZM50 206H52V205H50ZM48 207V209L49 208H53V207ZM55 207L56 206H58V205H54ZM71 206V204L69 203V205H68V207H70ZM85 206V205H84ZM87 206V205H86ZM121 205H119L118 207H120ZM135 206V205H134ZM2 207H0V208H2ZM5 207V208H6ZM31 206L29 205V207L28 206H26V205H23V207H21V209L20 210H18V212H16V214H15V216H14V218L16 219V220H20V223H22L23 221H25L24 220V218H26L28 215H29V213L31 212L30 211V208ZM54 207V208H55ZM59 207V206H58ZM62 208L61 209H63V206H61ZM68 207H66V208H68ZM75 206L74 205H72V207H70V208H74ZM103 207H105V206H103ZM103 207L101 208V211L100 212H102V211H106V210H103ZM10 208V207H9ZM8 208V209H9ZM18 208H16V210L18 209ZM42 208H44V207H42ZM70 208H68L67 210H69ZM82 208V207H81ZM99 208V207H98ZM109 208H111V207H109ZM115 208V207H114ZM116 208H117V206H116ZM3 209V208H2ZM32 209H33V207H32ZM35 209V210H34ZM33 209V211H36V209H40V208H37V207H35ZM56 209H59L60 210V208H56ZM77 209V208H76ZM76 209H74V212L73 213H75V211H76ZM90 209V208H89ZM92 209H94V208H92ZM96 210H97V208H95ZM120 209V208H119ZM134 209V208H133ZM45 211H47L46 209H44ZM70 210H72V209H70ZM79 209H77V211H78ZM81 210V209H80ZM87 210V209H86ZM229 210H232V220H231V223H230V225H229V223H228V212H229ZM11 211H13V210H11ZM41 211V210H40ZM39 211V212H40ZM58 211V210H57ZM76 211V212H77ZM94 211V210H93ZM92 211V212H93ZM98 211H99V209H98ZM134 211V210H133ZM133 211L131 212V213H133ZM36 212H38V211H36ZM43 212V211H42ZM41 212V213H42ZM48 212V211H47ZM60 212H64V211H60ZM80 212V211H79ZM89 213H90V211H88ZM91 212V213H92ZM95 212V211H94ZM108 212H110V211H107V213ZM44 213V212H43ZM55 213V212H54ZM67 213V212H66ZM73 213L71 214V212H70V217L72 218L73 216ZM91 213H90V216H91V219H93V217H92V215H91ZM96 214H99V212L97 213V212H95ZM94 213V214H95ZM104 214H106L105 212H103ZM130 213V214H131ZM3 214V217H2V219L1 220H3V219H5L4 217L6 216L7 217V215H4V214H6V213H2ZM2 214H1V216H2ZM30 214H33V213H30ZM56 214V213H55ZM77 214V213H76ZM76 214H74V215H76ZM85 214H87V212L85 211ZM100 214H102V213H100ZM104 214H102V215H98L99 217H100V219H102L103 217V215ZM114 214V213H113ZM118 214V213H117ZM78 215V214H77ZM29 216H31V215H29ZM28 216V219L30 220H32V217H29ZM32 216H34V214L32 215ZM38 216V215H37ZM37 216H35V218H34V220L36 219V217ZM44 216H45V214H44ZM79 216V215H78ZM81 216H83V215H81ZM81 216H79V217H81ZM89 216V215H88ZM89 216V217H90ZM9 217V216H8ZM8 217L4 220V221H7L6 222V224H9V226H7L8 227V229H12V224L14 225V223L16 224L17 222L13 219H9L8 220ZM39 217H42V216H39ZM50 217H51V215H50ZM62 217V216H61ZM65 218H66V216H64ZM86 218H87V215L85 216ZM105 218H104V220H107V218H108V216L107 215H105L104 216ZM110 217V216H109ZM1 218V217H0ZM55 218H57V217H55ZM74 218H76V217H74ZM116 218H117V216H116ZM21 219H23V220H21ZM64 219V218H63ZM67 219V218H66ZM78 219H80L81 220V218H78ZM88 220L90 219V218H87ZM98 219V218H97ZM99 219V220H100ZM0 220V221H1ZM27 220V219H26ZM31 220H30V222H31ZM42 220V219H41ZM54 220H56V219H54ZM58 220V219H57ZM75 220V219H74ZM83 220V219H82ZM103 220V219H102ZM101 220V221H102ZM103 220V221H104ZM108 220H110V219H108ZM113 220H115V219H112V221ZM13 221H15L14 223H13ZM22 221V222H21ZM28 221V220H27ZM53 221V220H52ZM71 221H72V219L70 220V222L68 221V223H70V224H68L67 222H64L65 224H68L69 226H65V228H67V230H68V228L70 227V225L72 226V223H71ZM75 221H77V219L75 220ZM75 221H74V223H75ZM85 221V220H84ZM91 221V220H90ZM93 221L94 220H92V223H93ZM102 221V222H103ZM111 221V220H110ZM109 221V222H110ZM144 221V220H143ZM142 221V222H143ZM146 221V220H145ZM38 223L39 222H41V221H37ZM73 222V221H72ZM100 222V221H99ZM98 222V223H99ZM113 222H115V224H116V221H113ZM147 222V221H146ZM26 223V222H25ZM33 223H35V222H33ZM38 223H36V224H38ZM42 223V225H44L45 226V224H43V222H41ZM41 223H39V224H41ZM53 223H63L62 222V220L60 219L59 221H56V222H53ZM98 223L97 224H95V225H98ZM105 223V222H104ZM27 224H29V226H30V223H26L25 225H27ZM32 225L31 224V227L33 226V227H36L37 228V226H40V225ZM76 224H79V223H76ZM75 224V225H76ZM117 224H119V223H117ZM143 224V223H142ZM141 224V225H142ZM4 224H2V226H3ZM18 225H22V224H18ZM24 225V227H26ZM56 226H58L57 224H55ZM62 225V224H61ZM83 225H85V226H83L84 228L87 226V225H90V224H87L86 225V222H85V224L83 223ZM108 225H110V224H108ZM136 225V224H135ZM135 225H133V226H135ZM28 226V225H27ZM44 226H41V227H44ZM54 226V225H53ZM64 226V225H63ZM93 226V225H92ZM91 226V228H93L94 229V227H92ZM106 226V225H105ZM104 226V227H105ZM15 227L17 228V225H15ZM14 227V228H15ZM24 227H22L23 229H24ZM40 227V228H41ZM59 227V226H58ZM15 228V229H16ZM39 228V227H38ZM36 229V230H43V232H44V230H46V232L45 233H47V228L45 229V228H43V229ZM52 228V227H51ZM62 228V227H61ZM75 228V227H74ZM73 227H71L69 230H72L73 229V231H72V233L74 232V231H76L75 229H74ZM90 228V229H91ZM221 228V227H220ZM27 229H29V228H27ZM26 229V231L28 232V230ZM34 229V228H33ZM59 229V228H58ZM80 229H82L81 227H80ZM87 229V228H86ZM92 229V230H93ZM97 229V228H96ZM95 229V230H96ZM17 230H20V229H16L15 231H17ZM29 230H32V229H29ZM54 230H56V229H54ZM64 230V228H62L61 229V231H63ZM85 230V229H84ZM15 231H11V233H9L10 235H12V234H15L16 233V236H17V238L19 239V241L21 242V241H25V242H30V240L29 239H34V237H32V235L30 236V231H29V234L27 235V234H24L23 232H15ZM20 231H22V230H20ZM48 231H50V230H48ZM143 231V230H142ZM4 231H2V233H3ZM12 232H14V233H12ZM32 232H33V230H32ZM37 232V231H36ZM36 232H34V233H36ZM102 232V231H101ZM135 232H136V230H135ZM6 233V232H5ZM34 233H32L34 236H37L36 234H34ZM49 233V232H48ZM75 233V232H74ZM4 234V233H3ZM91 234H92V232H91ZM109 234V233H108ZM113 234V233H112ZM6 235H8V234H6ZM39 235H41V234H39ZM62 235V234H61ZM107 235V234H106ZM2 236V235H1ZM4 236V235H3ZM9 236V235H8ZM15 236V235H14ZM13 236V237H14ZM15 236V237H16ZM59 236V235H58ZM91 236H94V235H91ZM95 236H98V235H95ZM101 236H103V234L101 233ZM218 236V235H217ZM5 237L6 236H4L2 239H5ZM9 237H12V236H9ZM100 237V236H99ZM108 237V236H107ZM16 238V239H17ZM38 239H39V237H37ZM36 238V239H37ZM50 237H48V239H49ZM60 238V237H59ZM70 238V237H69ZM114 238V237H113ZM12 240H14L13 238H11ZM14 240L16 243H18L17 242V240ZM47 239V240H48ZM96 239V238H95ZM103 239H106V238H103ZM26 240H28V241H26ZM56 240V239H55ZM58 240V239H57ZM60 240V239H59ZM58 240V241H59ZM85 240V239H84ZM99 240V239H98ZM4 241H6V243H7V241L8 240H4ZM4 241H1L0 240V242H4ZM34 241V240H33ZM32 241V242H33ZM36 241V240H35ZM34 241V242H35ZM48 241H54V239H52V240H48ZM48 241H46V242H48ZM57 241V242H58ZM61 241V240H60ZM86 241V240H85ZM94 241H96V240H94ZM103 241V240H102ZM32 242H30V243H32ZM36 242H38V241H36ZM54 242H56V241H54ZM56 242V243H57ZM92 242V241H91ZM5 242H4V244H6ZM22 243V242H21ZM28 244L29 245V248L31 247L30 245L31 244ZM53 243V242H52ZM107 243V242H106ZM105 243V244H106ZM228 243H229V241H228ZM24 244V243H23ZM22 244V245H23ZM26 244V243H25ZM83 244H85V243H83ZM104 244V245H105ZM108 244H109V241H108ZM107 244V245H108ZM0 245H2V244H0ZM27 244L26 245H24L25 247L26 246H28ZM55 245V244H54ZM107 245H106V247H107ZM14 246V245H13ZM23 246V247H24ZM0 247H3V246H0ZM5 247H6V245H5ZM21 248V249H24V248ZM108 247H109V245H108ZM238 247L241 249V251L238 249ZM6 248H9V247H6ZM15 248V247H14ZM36 248H38L37 246H36ZM46 248H48V247H46ZM52 248V247H51ZM0 249H2V248H0ZM4 249V248H3ZM10 249H13L12 247H10ZM33 249L35 250V248H32V250L31 249H28L27 251H29V250H31L32 252H33ZM43 249V248H42ZM106 249V248H105ZM6 250H8V249H6ZM16 250H20V249H18V248H16ZM38 250V249H37ZM43 250H46L45 249V247H44V249ZM49 250V249H48ZM52 250V249H51ZM51 250H49L50 252H52ZM55 250V249H54ZM113 250H115L114 248H113ZM3 251H5V250H3ZM3 251H0L1 253L3 252ZM10 250H8L7 252H9ZM22 251V250H21ZM20 251V252H21ZM24 252H27L26 251V249H24L23 250ZM47 251V250H46ZM104 251H106V250H104ZM7 252H3V253H7ZM10 252H12V254L15 256V255H19V254H16V251L15 252H13V250H11ZM20 252H18V253H20ZM39 252L40 251H38V253H36V254H38L39 255ZM43 252V251H42ZM55 252V251H54ZM95 251H93V253H94ZM29 253L30 252H27V253H22L21 252V256H23L24 254H26V256H30L29 258H31L33 255L32 254H30L29 255ZM95 253H98V252H95ZM100 253H102V251H100ZM104 253V252H103ZM103 253L101 254L102 256H103ZM107 253V252H106ZM106 253H104L106 256H108ZM109 253H111V252H108V254ZM28 254V255H27ZM47 254V253H46ZM11 255V254H10ZM10 255L8 254L7 256L8 257H10ZM13 255H12V257H13ZM35 255V254H34ZM50 255H51V253H50ZM55 255V254H54ZM88 255V254H87ZM260 255H261V253H260ZM0 256H2V260H0V262H4V260H3V257H6V256H4L3 254L2 255H0ZM47 256V255H46ZM52 256H53V254H52ZM115 256H117L116 254H115ZM17 257V256H16ZM15 257V258H16ZM88 257H89V255H88ZM96 257H98V256H96ZM111 257H112V255H111ZM28 258V257H27ZM108 258H110V255H109V257ZM5 260H7L6 258H4ZM18 258H16L15 260H17ZM20 259H21V257H20ZM19 259V260H20ZM31 259H34V258H31ZM229 259V258H228ZM9 260H11V258L9 259ZM15 260H13V261H15ZM19 260H17V261H19ZM37 260V259H36ZM91 260H94V259H91ZM90 260V261H91ZM33 261H35V260H33ZM38 261H40V260H38ZM62 261V260H61ZM89 261V260H88ZM104 261H106V260H104ZM104 261H99V262H97V263H94V264H104L105 262ZM22 260H21V264H22ZM26 262H29V261H27V259H26ZM25 262V263H26ZM32 262V260H30V262L29 263H31ZM108 262V261H107ZM9 263H11V261L9 262ZM15 263V262H14ZM13 262L11 263V264H14ZM18 262H16V264H17ZM24 263V262H23ZM33 263H35V262H32V264ZM0 264H2V263H0ZM4 264H8V263H6V261H5V263ZM19 264V263H18ZM109 264H111V262L109 263ZM228 264V263H227Z\"/></svg>", "mask_w": 264, "mask_h": 264}, {"label": "crops", "instance_id": "3", "mask_svg": "<svg viewBox=\"0 0 264 264\" xmlns=\"http://www.w3.org/2000/svg\"><path fill=\"white\" fill-rule=\"evenodd\" d=\"M260 138L263 143L264 129ZM218 174V167L200 169L176 186L153 215L143 247L123 257L120 264H201L203 224L212 198L221 190ZM261 232L259 264H264V213Z\"/></svg>", "mask_w": 264, "mask_h": 264}, {"label": "water", "instance_id": "4", "mask_svg": "<svg viewBox=\"0 0 264 264\" xmlns=\"http://www.w3.org/2000/svg\"><path fill=\"white\" fill-rule=\"evenodd\" d=\"M263 114H264V99L261 100L250 113L249 116L250 124L247 125L241 143L239 145L237 162L234 167L233 177L231 180L229 192H231L232 189L236 188L246 176L249 152L254 138L255 129L258 121L262 118ZM250 191L254 201L258 205V211L259 214L261 215L262 211L259 206V198L257 192L254 189H251ZM231 220H232V210H229L228 212L229 225L231 223ZM249 257L251 264H254L255 251L252 246H249Z\"/></svg>", "mask_w": 264, "mask_h": 264}]
</instances>
